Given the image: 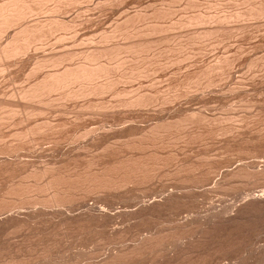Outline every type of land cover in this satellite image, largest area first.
Masks as SVG:
<instances>
[{
  "label": "rangeland",
  "instance_id": "1",
  "mask_svg": "<svg viewBox=\"0 0 264 264\" xmlns=\"http://www.w3.org/2000/svg\"><path fill=\"white\" fill-rule=\"evenodd\" d=\"M105 1V2H104ZM115 1V3H114ZM137 1V2H136ZM141 1V2H140ZM187 1V3H185ZM193 1V2H192ZM195 1V2H194ZM218 1V2H217ZM242 1V2H240ZM259 1V2H258ZM87 2V3H86ZM146 2V3H145ZM148 2V3H147ZM203 2V3H202ZM205 2V3H204ZM209 2V3H208ZM214 2V4H213ZM237 2V3H236ZM256 2V3H255ZM103 3V5H102ZM108 3V4H107ZM124 3V5L122 4ZM144 3V4H143ZM152 3V4H151ZM167 3V4H166ZM169 3V4H168ZM191 3V4H190ZM199 3V4H197ZM201 3V5H200ZM220 3V4H219ZM225 3V4H224ZM50 4V3H49ZM45 5L49 8L53 4ZM194 4V5H193ZM238 4V5H237ZM261 4V5H260ZM89 5V6H88ZM91 5V6H90ZM101 5V7H100ZM118 5V6H117ZM121 5V6H120ZM170 5V6H169ZM193 5V8H192ZM200 7H199V6ZM208 5V6H207ZM210 5V6H209ZM215 5V6H214ZM226 5V6H225ZM234 5V6H233ZM243 7H242V6ZM247 5V6H246ZM75 6V7H74ZM83 6V8H82ZM85 6V7H84ZM110 6V8H109ZM198 6V7H197ZM214 6V7H213ZM218 6V8H216ZM231 6L232 8H230ZM240 6V7H239ZM246 6V7H245ZM262 8H255V7ZM43 7V8H45ZM80 7V8H79ZM120 7V8H119ZM127 7V8H126ZM158 7V8H157ZM169 9H168V8ZM173 7V8H172ZM177 7V8H176ZM182 7V8H181ZM208 7V8H207ZM212 7V8H211ZM222 7V8H221ZM247 7L250 9H247ZM254 7V8H253ZM45 8V9H46ZM68 8V9H67ZM154 8V9H153ZM162 8V9H161ZM175 8V9H174ZM180 8V10H179ZM200 8V9H199ZM214 8V10H213ZM240 8V9H239ZM45 9L39 13L35 18H30L27 22H32L35 20H45L47 16ZM73 9V10H72ZM99 9V10H98ZM107 9V10H106ZM178 9V10H177ZM184 9V10H183ZM189 9V10H188ZM199 9V11H198ZM204 9V10H203ZM219 11H218V10ZM221 9V10H220ZM234 9V10H233ZM239 9V10H238ZM257 9V10H256ZM78 10V11H77ZM92 10V11H91ZM128 10V11H127ZM159 10V11H158ZM170 10V11H169ZM216 10V12H215ZM229 10V11H228ZM243 10V11H242ZM246 10V11H245ZM253 10V12H251ZM255 10V12H254ZM64 11V12H63ZM133 11V12H132ZM140 11V12H139ZM187 11V12H186ZM204 11V12H203ZM211 11V12H210ZM241 11V13H240ZM255 17L258 12H264V0H81L80 4L71 5V8L66 7L62 10L61 14H58V17L62 18L66 23L73 24L74 30L76 32L71 33V31H58L52 37L47 39L46 44H41L38 49H33L24 54L19 59L16 58L9 63L5 68L1 69L0 72V102H5L8 104L7 110H19L21 115L8 116L5 117L6 122L0 123V198L2 195L5 196V191L7 188L15 189L17 188L18 183H24L28 185L34 184L38 178H26L27 174L30 172H39L46 169L47 167L50 170L56 171V169H61V175L57 171L56 174L58 178L60 176L65 177L69 174L68 177L64 178L65 181H72L65 183L64 180L56 179V183L59 181H64L63 185L69 183L71 188L76 180L79 181L76 175L82 176L81 179L84 181H98L99 183L84 184L85 187H92L91 190L79 189L82 185L80 183H74V188L71 191H74L73 195L70 196L71 192H66L62 197L63 206L59 210L47 211L46 213L41 212L35 220L31 219L24 225L16 228H7L0 230V264H7L6 262H12L14 260L21 261L20 264H89L96 261H99L104 258L108 253L114 250L131 247L137 241H139L144 236L154 235L155 244L153 241L150 243L152 249L154 247L155 251L152 249L149 250L151 254H146V251L141 253L139 258H129L128 261L130 264H263L264 263V211L260 212V209H257L256 212L252 211L248 217H245L247 221L243 220L237 226H231L228 224L227 220L240 209L245 202H249L251 196L256 195L259 191L264 190V177L258 180L252 178L254 177L252 171L250 172L251 176L246 178L244 174H240L238 178H232L230 181L223 178L222 175L226 171H235L241 165L250 164L255 172H262L264 169V13L261 19L259 17L250 16V12ZM85 14H84V13ZM135 12V13H134ZM209 12V14H208ZM226 12V13H225ZM239 12V13H238ZM257 12V14H255ZM66 13V15H65ZM69 15H68V14ZM133 15H132V14ZM142 13V14H140ZM145 13V15H144ZM163 13V14H162ZM180 13V14H179ZM187 13V14H186ZM193 13V14H192ZM200 13V14H199ZM205 13V14H204ZM219 13L221 15H219ZM223 13V14H222ZM230 13V14H229ZM246 13V14H245ZM255 15H254V14ZM44 14V15H43ZM149 14V15H148ZM168 14V15H167ZM172 14V15H170ZM174 14V15H173ZM204 17H203V15ZM214 14V15H213ZM237 16H235V15ZM241 14L242 17L239 18ZM244 14V16H243ZM260 14V13H259ZM86 15V16H85ZM152 15V16H151ZM154 15V16H153ZM158 15V16H157ZM170 15V16H169ZM187 15V16H186ZM191 17H190V16ZM202 15V16H201ZM209 15V16H208ZM217 15V16H216ZM224 18H223V16ZM39 16V17H38ZM41 16V17H40ZM46 16V17H45ZM57 16V15H56ZM81 16V17H79ZM83 16V17H82ZM85 16V17H84ZM138 16V17H137ZM141 16V17H140ZM146 16V18H145ZM186 16V17H185ZM206 16V17H205ZM216 16V17H215ZM64 17V18H63ZM77 17V18H76ZM128 17V18H127ZM151 17V18H150ZM181 17V18H180ZM193 17V18H192ZM199 17L202 19H197ZM207 20V18H209ZM245 17V18H244ZM249 17V18H247ZM253 17V18H251ZM72 18V19H71ZM79 18V19H78ZM93 18V19H92ZM127 18V19H126ZM132 18V19H131ZM144 18V19H143ZM149 18V19H148ZM157 18V19H155ZM174 18V19H173ZM196 18V19H194ZM226 19L225 21L222 19ZM242 18V19H241ZM125 19V20H124ZM134 19V23H133ZM139 19V20H137ZM162 21H159V20ZM177 19V20H176ZM181 19V20H180ZM185 19V20H184ZM193 19V20H191ZM205 19V20H204ZM220 21H218V20ZM230 19V20H229ZM239 22H238V20ZM257 19V20H256ZM122 20L124 22H122ZM146 20V21H145ZM153 20V21H152ZM169 20V22H168ZM175 20V21H174ZM187 20V22H186ZM191 20V21H190ZM199 20V21H198ZM213 20V22H212ZM235 20L237 22H235ZM245 20V21H244ZM248 20V21H247ZM262 20V21H261ZM72 21V22H71ZM79 21V22H78ZM97 21V22H96ZM196 21V22H194ZM205 21V23H204ZM210 21V22H209ZM224 23H223V22ZM242 21V22H241ZM250 21V24H249ZM84 22V23H83ZM122 25H121V23ZM128 22V23H127ZM143 22V23H142ZM189 22H191L189 24ZM202 24H201V23ZM222 22V23H221ZM241 22V24H240ZM94 23V24H93ZM117 23V24H116ZM132 23V24H131ZM151 25H150V24ZM177 23V24H175ZM181 23V24H180ZM194 23V25H193ZM205 25H204V24ZM217 23V24H216ZM248 23V24H247ZM263 23V24H262ZM80 24V25H79ZM131 24V25H130ZM139 24V25H138ZM155 24V25H154ZM170 24V25H169ZM208 24V25H207ZM215 24V25H214ZM219 24V25H218ZM252 24V25H251ZM82 25V26H81ZM120 26L117 35L115 32L117 26ZM144 27H143V26ZM147 25H150L146 27ZM158 25V26H157ZM179 25V26H178ZM192 25V28L191 26ZM78 26V27H77ZM95 26V27H94ZM183 28H182V27ZM186 26V28H185ZM190 26V27H189ZM209 26V27H208ZM244 26V27H243ZM254 26V27H253ZM128 27V28H126ZM146 27V28H145ZM180 27V28H179ZM188 27V28H187ZM195 27V28H194ZM197 27V28H196ZM212 27V28H211ZM215 27V28H214ZM241 27V28H240ZM80 30H79V29ZM133 28V29H132ZM150 30H148V29ZM152 28V29H151ZM159 28V29H157ZM168 28V29H167ZM170 28V29H169ZM173 28V29H172ZM190 28V29H189ZM199 28V29H198ZM240 30H239V29ZM256 28V29H255ZM259 28V29H258ZM100 29V30H99ZM143 29V30H142ZM157 29V30H156ZM165 31H163V30ZM179 29V30H178ZM182 29V31H181ZM201 29V30H200ZM230 29V30H229ZM130 33H129V31ZM136 30V31H135ZM148 30V31H146ZM154 31V33L152 31ZM156 30V31H155ZM175 30V31H174ZM234 30V31H233ZM251 30V31H250ZM12 32V29L10 30ZM9 31V33H10ZM109 31V32H108ZM112 31V32H110ZM121 31V32H120ZM133 31V32H132ZM158 31V32H157ZM163 31V32H162ZM211 31V32H210ZM243 31V32H242ZM256 31V32H255ZM258 31V32H257ZM78 32V33H77ZM87 32V33H86ZM99 32V33H98ZM141 32V34H140ZM145 32V33H144ZM160 32V33H159ZM202 32V33H201ZM208 34H207V33ZM211 35H210V33ZM241 32V33H240ZM60 35L66 34L65 40H68L67 43L63 41H55ZM68 33V34H67ZM70 33V34H69ZM101 33V34H100ZM111 33V34H110ZM114 35H113V34ZM127 33V34H126ZM138 33V35L136 34ZM144 33V34H143ZM153 33V34H150ZM183 33V34H182ZM190 33V34H189ZM200 33V34H199ZM259 33V34H258ZM75 34V35H74ZM82 34V35H81ZM96 34V35H95ZM110 34V36L108 35ZM126 34V35H124ZM135 34V35H134ZM189 34V35H188ZM217 34V36H216ZM221 34V35H220ZM229 34V35H227ZM234 34V35H233ZM10 34L6 33L5 37L0 39L1 44L6 40L7 36ZM57 37H56V36ZM69 35V36H68ZM72 35L74 37H72ZM90 35V36H89ZM93 37H92V36ZM97 38H95V36ZM98 35V36H97ZM104 35L107 37H113L111 41L105 43ZM119 35V36H118ZM140 35V36H139ZM164 35V36H163ZM183 35V36H182ZM248 35V36H247ZM250 35V36H249ZM55 36V37H54ZM83 36V37H82ZM122 36V37H121ZM151 36V37H150ZM177 36V37H176ZM195 36V37H194ZM208 36V38H207ZM217 38H216V37ZM54 37V39H53ZM92 37V38H91ZM102 39H101V38ZM171 37V38H170ZM197 37V38H196ZM205 37V42H204ZM209 37H211L209 39ZM224 37V38H223ZM52 38V39H51ZM76 38V39H75ZM82 38H84L82 40ZM86 38V39H85ZM94 38V39H93ZM176 38V39H175ZM193 38V39H192ZM216 40L214 41L213 39ZM229 38V39H228ZM4 39V40H3ZM70 39H72L70 41ZM88 39V40H87ZM132 39V40H131ZM136 39V40H135ZM142 39V40H141ZM162 39V40H161ZM185 39V40H184ZM187 39V41H186ZM208 39V40H207ZM222 39V40H221ZM81 42H80V41ZM90 40V41H89ZM118 42H116V41ZM129 40V41H128ZM131 40V41H130ZM156 40V41H155ZM167 40V41H166ZM181 42H179V41ZM199 40V41H198ZM228 40V41H227ZM75 41V42H74ZM79 41V42H78ZM88 41V42H87ZM101 41V43H100ZM114 41V42H113ZM124 43H123V42ZM128 41V42H127ZM148 41V42H147ZM154 41V42H153ZM177 41V42H176ZM213 41V42H211ZM221 41V42H220ZM61 44H60V43ZM94 42V43H93ZM103 42V43H102ZM126 42V43H125ZM191 42V43H190ZM211 42V43H210ZM225 42V43H224ZM53 43H55L53 45ZM64 43V44H63ZM78 43V45H77ZM113 43V44H112ZM122 43V44H121ZM135 43V44H134ZM171 43V44H170ZM180 43V44H179ZM213 43V44H212ZM87 44V45H86ZM89 44V45H88ZM133 44V45H132ZM141 44H145L144 46ZM178 44V45H177ZM193 44V45H192ZM217 44V46H215ZM59 45V46H58ZM70 45V46H69ZM92 45V46H91ZM95 47H94V46ZM98 45V46H97ZM102 45V46H101ZM110 48L115 45H118L121 48V51L118 49V56L113 58V62L107 59V62L110 61V64H116L120 60L123 61V71L124 74L130 75L134 66H136L135 71H139L142 75L132 80H125L121 83L113 85L110 90L106 91L104 95L101 96H90V99L87 97H79L78 99L72 98L71 100H64L60 98L58 93L50 94L47 98H43V103L33 104H21L17 99L12 98L17 91L27 87L34 78L32 77L31 71L34 68L36 58H45L53 57L55 55L73 53L74 57H77L74 60H69L70 62H64L58 67L49 69H44L36 77H41L48 71L51 70H62L65 66L74 65L81 60L80 54L84 51H92L94 49L100 50L103 47ZM109 45V46H108ZM131 45V48H130ZM135 45V46H134ZM138 45V46H137ZM143 50L138 52L139 49ZM160 45V46H159ZM175 45V46H174ZM214 45V46H213ZM1 46V45H0ZM56 46V47H55ZM108 46V47H107ZM128 46V50H126ZM143 46V47H142ZM192 48H190V47ZM197 46V47H196ZM246 46V47H245ZM46 47V48H45ZM52 47V48H51ZM54 47V48H53ZM72 47V48H71ZM79 47V48H78ZM82 47V48H81ZM134 47H137L134 51ZM168 47V48H167ZM206 47V48H205ZM211 47V48H210ZM43 48V49H41ZM59 48V49H58ZM69 48V49H68ZM126 48V49H125ZM152 48V49H151ZM205 48V50H204ZM208 48V49H207ZM46 49V50H45ZM52 49V50H51ZM55 51H54V50ZM66 52H64V50ZM71 49V50H70ZM129 49L133 51L130 53ZM201 49V50H200ZM253 49V50H252ZM261 49V50H260ZM35 50V51H34ZM50 50V51H49ZM60 50V51H59ZM76 50V51H75ZM81 50V51H80ZM164 50V51H163ZM175 50V51H174ZM181 50V51H180ZM198 52H197V51ZM43 51V52H42ZM63 53H62V52ZM124 51V52H123ZM125 51H128L125 53ZM155 51V52H154ZM170 51V52H169ZM177 51V52H176ZM31 52V53H30ZM34 52V53H33ZM39 54H38V53ZM41 52V53H40ZM51 52V53H50ZM59 52V53H58ZM78 52V53H77ZM117 52V51H116ZM123 52V53H122ZM146 52V53H145ZM161 52V53H160ZM168 52V53H166ZM187 52V53H186ZM197 52V53H196ZM201 52V53H200ZM205 52V53H204ZM262 52V53H261ZM36 53V54H35ZM121 53V54H120ZM135 53V54H133ZM159 53V54H158ZM182 56H178V54ZM184 53V54H183ZM246 53V54H245ZM167 54V55H166ZM198 54V55H197ZM248 54V55H247ZM28 55V56H27ZM127 55V56H126ZM145 55V56H144ZM158 55V56H157ZM169 55V56H168ZM190 55L191 57H189ZM227 55V56H226ZM242 55V56H241ZM144 56V57H143ZM151 56V57H150ZM178 56V57H177ZM198 56V57H197ZM225 56V57H224ZM233 56V57H232ZM256 56V57H255ZM258 56H261L260 58ZM27 57L26 60L23 58ZM34 57V58H33ZM118 57H120L118 59ZM122 57V58H121ZM127 59H126V58ZM162 57V58H160ZM175 57V58H174ZM184 57V58H183ZM219 57V58H218ZM33 59V61L31 60ZM38 58V59H39ZM131 58V59H130ZM145 60H144V59ZM147 58V59H146ZM158 58V59H157ZM177 58V59H176ZM195 58V59H194ZM197 58V59H196ZM223 58V59H222ZM254 58V59H253ZM22 59V61H21ZM29 59V60H28ZM35 59V60H34ZM49 59V58H48ZM67 59V58H66ZM73 59V58H72ZM112 59V58H111ZM115 59V61H114ZM124 59V60H123ZM170 59V60H168ZM188 59V60H187ZM192 59V60H190ZM218 59V60H217ZM220 59V60H219ZM226 59V60H225ZM238 59V60H237ZM28 60V61H27ZM128 62H127V61ZM137 60V61H136ZM184 60V61H183ZM230 60V61H228ZM241 60V61H240ZM19 61L18 65L17 62ZM26 61V62H25ZM106 61V59H105ZM126 61V62H125ZM177 61V62H175ZM211 61V64H209ZM217 61V62H216ZM232 61V63H231ZM256 61V62H255ZM21 62V64H20ZM25 62V63H24ZM149 62V63H148ZM153 62V63H152ZM171 62V64H170ZM183 62V63H182ZM185 62V63H184ZM240 62V63H239ZM16 65H14V64ZM67 63V64H66ZM140 63V65H139ZM188 63V64H187ZM195 63V64H194ZM199 63V64H198ZM216 63V64H215ZM219 64L220 71L210 72L209 67ZM256 63V64H255ZM262 65H261V64ZM113 64L111 66H113ZM130 64V65H129ZM137 64V65H135ZM149 65V67L147 65ZM153 66H152V65ZM176 64V65H175ZM209 64V65H208ZM232 64V65H231ZM26 65V66H25ZM125 65V67H124ZM172 65V66H171ZM192 65V66H191ZM205 65V66H204ZM225 65V66H224ZM8 66V67H7ZM33 66V67H32ZM142 66V67H141ZM147 66V67H146ZM174 66V67H173ZM181 66V67H180ZM207 66V67H206ZM233 68H232V67ZM247 66V67H246ZM249 66V68H248ZM253 66V67H252ZM27 67V68H26ZM60 67V68H59ZM130 67V68H128ZM140 67V68H138ZM152 67V68H151ZM186 67V68H185ZM260 67V68H259ZM58 68V69H57ZM120 68V70L122 69ZM145 68V69H144ZM149 68V69H148ZM161 68V69H160ZM165 70H164V69ZM169 68V69H168ZM206 68V69H205ZM224 68V69H223ZM231 68V69H230ZM5 69V71H3ZM10 69V70H9ZM130 69V70H129ZM163 69V70H162ZM194 69V70H193ZM201 69V70H200ZM228 69V70H226ZM24 70V71H23ZM111 71L110 77L115 78L122 74V70ZM162 70V71H161ZM169 70V71H168ZM174 70V71H173ZM182 72H181V71ZM208 70V73H205ZM223 70V71H222ZM27 71V72H26ZM44 71V72H43ZM133 71V72H135ZM138 71L136 73H138ZM153 71V72H152ZM157 71V72H156ZM184 71V73H183ZM201 71V72H200ZM24 72V73H23ZM120 72V73H119ZM144 72V73H143ZM198 72L201 74L198 75ZM9 75H8V74ZM16 73V74H15ZM21 73V74H20ZM27 73V74H26ZM42 73V74H41ZM113 73V74H112ZM148 73V74H147ZM152 73V74H150ZM157 73V75H156ZM195 73V74H194ZM213 73V74H212ZM215 73V74H214ZM226 73V74H224ZM7 74V75H6ZM41 74V75H40ZM118 74V75H117ZM145 74V75H144ZM182 74V75H180ZM197 74V75H196ZM209 76H207V75ZM211 74V75H210ZM220 74V75H219ZM5 75V76H3ZM16 75V76H15ZM123 75V74H122ZM173 77H172V76ZM187 75V76H185ZM196 75V76H195ZM24 76V77H22ZM29 76V77H28ZM200 77L202 80H199ZM220 78H219V77ZM147 77V78H146ZM153 77V78H152ZM175 77V78H174ZM181 77V78H180ZM183 77V78H182ZM196 77V78H195ZM203 77V78H202ZM211 77V78H210ZM216 77V78H215ZM218 77V78H217ZM5 78V79H4ZM10 78V79H9ZM151 78V79H150ZM209 78V79H208ZM229 78V79H228ZM234 78V80H233ZM23 79V80H22ZM32 79V80H31ZM138 79V80H137ZM147 79V80H146ZM192 79V81H191ZM4 80V81H3ZM158 80V81H157ZM175 80V81H174ZM177 80V81H176ZM180 80V81H179ZM182 80V81H181ZM189 80V81H188ZM204 80V81H203ZM23 81V82H22ZM131 81V82H128ZM135 81V82H134ZM179 81V82H178ZM212 81V82H211ZM11 82V83H10ZM125 82V83H124ZM137 82V83H136ZM154 82V84H153ZM176 82V83H175ZM196 82V83H195ZM233 82V83H232ZM10 83V84H9ZM136 83V84H135ZM141 83V84H140ZM215 85H214V84ZM240 83V84H239ZM23 84V85H22ZM27 84V85H24ZM146 84V85H145ZM159 84V85H158ZM191 84V85H190ZM200 86H199V85ZM205 84V85H204ZM212 84V86H211ZM235 84V85H234ZM7 85V86H6ZM121 85V86H120ZM123 85V86H122ZM133 85V86H132ZM148 85V86H147ZM156 85V86H155ZM173 85V86H172ZM177 87H176V86ZM186 85V86H185ZM197 85V86H195ZM238 85V86H237ZM10 86V87H9ZM117 86H119L117 88ZM142 86V87H141ZM152 86V87H151ZM170 86V87H169ZM211 86V87H209ZM235 86V87H234ZM145 87V88H144ZM160 87V88H159ZM184 87V89H183ZM195 87V88H194ZM205 87V89H204ZM209 87V89L207 88ZM229 87V88H228ZM232 87V88H231ZM241 89H239V88ZM13 88V89H11ZM128 88V89H127ZM156 90H155V89ZM167 88V89H166ZM182 88V90L180 89ZM231 88V89H230ZM4 89V90H3ZM15 89V90H14ZM133 89V90H132ZM140 89V91H139ZM142 89V90H141ZM150 91H149V90ZM154 89V91H153ZM159 89V90H158ZM165 89V90H163ZM238 89V90H237ZM10 90V91H9ZM116 90V91H115ZM119 90V91H118ZM126 90V92H125ZM176 90V91H175ZM180 90V91H179ZM199 90V91H197ZM208 90V91H207ZM219 90V91H218ZM234 90V91H233ZM7 91V92H6ZM118 91V93H116ZM124 91V92H123ZM131 91V92H129ZM143 91V92H141ZM165 93H164V92ZM169 91V92H168ZM186 91V92H185ZM233 91V92H232ZM13 96H12V94ZM160 92V93H159ZM162 92V93H161ZM174 92V93H173ZM204 92V93H202ZM2 93V94H1ZM109 93V94H108ZM122 93V94H121ZM124 93V94H123ZM140 93V94H139ZM145 93V94H143ZM158 93V94H157ZM180 93V94H179ZM195 93V94H194ZM244 93V94H243ZM4 94V95H3ZM55 94V95H54ZM107 94V95H106ZM115 94V95H114ZM147 94V95H146ZM166 94V95H165ZM182 94V95H181ZM2 95V96H1ZM106 95V96H105ZM117 95H120L119 97ZM126 95V96H125ZM129 95V96H128ZM131 95V97H130ZM137 95H146V105L140 106H126L125 103L128 100H132ZM178 95V96H177ZM195 95V96H194ZM12 96V97H11ZM111 96V98H109ZM115 96V97H113ZM163 96V97H162ZM165 96V97H164ZM168 96V97H167ZM191 96V97H190ZM238 96V97H237ZM252 96V97H251ZM10 97V98H9ZM117 97V98H116ZM148 97V98H147ZM152 97V98H151ZM156 97V98H155ZM159 97V98H158ZM167 97V98H166ZM186 97V98H185ZM240 97V98H239ZM7 98V99H6ZM82 98V99H81ZM94 98V99H93ZM97 98V99H95ZM113 98V99H112ZM119 98V99H118ZM132 98V99H131ZM158 98V99H157ZM163 98V99H162ZM179 98V99H178ZM182 98V99H181ZM208 98V99H207ZM247 98V99H246ZM45 99V100H44ZM49 99V100H48ZM56 99V100H55ZM86 99V100H85ZM89 99V100H88ZM109 99V100H108ZM128 99V100H127ZM157 99V100H156ZM174 99V100H173ZM195 99V100H194ZM212 99V100H211ZM17 100L18 102L14 101ZM48 100V102H47ZM118 100V101H117ZM127 100V101H126ZM129 100V101H130ZM159 100V101H158ZM176 100V101H175ZM241 100V101H240ZM248 100V101H247ZM65 101V102H64ZM71 101V102H70ZM99 101V102H98ZM111 101V102H110ZM116 101V102H115ZM123 101V102H122ZM125 101V102H124ZM151 101V102H150ZM156 101V102H155ZM175 101V102H174ZM210 101V102H209ZM221 101V102H220ZM233 101V102H232ZM236 101V102H235ZM244 101V103H243ZM76 102V103H74ZM81 102V103H80ZM104 104H103V103ZM161 102V103H160ZM168 102V103H167ZM174 102V103H173ZM196 102V104H195ZM13 103V104H11ZM17 103V104H15ZM47 103V104H46ZM64 103V104H63ZM109 103V104H108ZM122 103L124 105H122ZM153 103V104H152ZM243 103V104H241ZM262 103V104H261ZM10 104V105H9ZM19 105L16 107V105ZM41 104V105H40ZM50 104V105H49ZM93 104V105H92ZM100 104V105H99ZM115 104V105H113ZM118 104V105H117ZM121 104V105H120ZM161 104V105H160ZM15 105V106H14ZM23 105V106H22ZM38 105V106H37ZM40 105V106H39ZM45 105V106H44ZM59 105V106H58ZM65 105V106H64ZM72 105V106H71ZM155 105V106H154ZM172 105V106H171ZM210 105V106H209ZM217 105V106H216ZM238 105V106H237ZM240 105V106H239ZM251 105V106H250ZM13 106V107H11ZM28 107L35 110L32 112L31 109L28 112L29 115L34 113L32 116H28L26 111H22V107ZM93 106V107H92ZM102 106V107H101ZM105 106V107H104ZM148 106V107H147ZM159 106V107H158ZM167 106V107H166ZM219 106V107H218ZM245 106V107H244ZM21 107V108H20ZM40 107V108H38ZM62 107V108H60ZM72 107V108H70ZM123 107V108H122ZM165 107V108H162ZM177 107V108H176ZM194 107V108H193ZM239 107V108H238ZM10 108V109H9ZM17 108V109H16ZM19 108V109H18ZM38 108V109H37ZM60 108V109H59ZM64 108V109H63ZM77 108V109H76ZM84 108V109H83ZM100 108V109H99ZM110 108V109H109ZM190 108V109H189ZM202 108V109H200ZM238 108V109H237ZM242 108V109H241ZM24 109V108H23ZM53 109V110H52ZM154 109V110H152ZM158 109V110H157ZM164 109V110H163ZM175 109V110H174ZM181 109V110H180ZM183 109V110H182ZM189 109V110H188ZM248 109V110H247ZM252 109V110H251ZM60 110V111H59ZM72 110V111H71ZM81 110V111H80ZM93 110V111H92ZM116 110V112H115ZM125 110V111H124ZM203 110V111H202ZM235 110V111H234ZM261 110V111H260ZM40 111V112H39ZM57 113H56V112ZM62 111V112H61ZM66 111V112H65ZM95 111V112H94ZM139 111V112H138ZM148 111V112H147ZM162 111V112H161ZM196 111V112H195ZM222 111V112H220ZM240 111V112H239ZM242 111V112H241ZM251 111V112H250ZM25 115H23L24 113ZM81 112V113H80ZM90 112V113H89ZM134 112V114H133ZM239 114H238V113ZM38 113V114H36ZM43 113V114H42ZM53 113V114H52ZM77 113V114H76ZM156 115H155V114ZM171 113V114H170ZM177 113V114H176ZM180 113V114H179ZM241 113V114H240ZM255 113V114H253ZM257 113V114H256ZM56 114V115H55ZM83 114V115H82ZM101 114V115H100ZM131 114V115H130ZM163 114V115H162ZM176 114V115H175ZM201 114V115H200ZM210 114V116H209ZM233 114V115H232ZM263 114V115H262ZM43 115V116H42ZM81 115V116H80ZM97 115V116H96ZM148 115V116H147ZM165 115V116H164ZM205 115V116H203ZM26 116V117H25ZM28 116V117H27ZM133 116V117H132ZM180 116V117H179ZM182 116V117H181ZM187 116V117H186ZM209 116V117H208ZM237 116V117H236ZM260 116V117H259ZM263 116V117H262ZM8 117V119H6ZM36 117V118H35ZM39 117V118H38ZM49 117V118H48ZM53 117V118H52ZM111 117V118H110ZM166 117V118H165ZM184 117V118H183ZM197 119H196V118ZM213 117V118H212ZM250 117V118H249ZM259 117V118H258ZM17 118V119H16ZM25 118V119H24ZM57 118V119H56ZM76 120H75V119ZM85 118V119H84ZM222 118V119H221ZM232 118V119H231ZM236 120H233L235 119ZM262 120H261V119ZM79 119V120H78ZM118 119V120H117ZM158 119V121H157ZM174 119V120H173ZM188 119V120H187ZM211 119V120H210ZM252 119V120H251ZM9 122H8V121ZM25 120V121H24ZM45 120V121H44ZM56 120V121H55ZM73 120V121H72ZM85 120V121H84ZM88 120V121H87ZM154 122H153V121ZM166 120L169 122H166ZM207 120V121H206ZM211 122H210V121ZM221 120V121H220ZM239 120V121H238ZM27 121V123H26ZM54 121V122H53ZM79 123H77V122ZM164 121V122H162ZM179 121V122H178ZM188 121V122H187ZM226 121V122H225ZM232 121V122H231ZM234 121V122H233ZM248 121V122H247ZM20 122V123H19ZM22 122V123H21ZM43 122V123H42ZM51 122V123H50ZM53 122V123H52ZM64 122V123H63ZM68 122V123H67ZM95 122V123H94ZM157 122V123H156ZM166 122V123H165ZM201 122V123H198ZM238 122V123H237ZM242 122V123H241ZM245 122V123H244ZM5 123V124H4ZM17 123V124H16ZM25 123V124H24ZM43 125H42V124ZM46 123V124H45ZM58 123V124H57ZM62 123V124H61ZM75 123V125H74ZM102 123V124H101ZM117 123V125H116ZM142 123V124H141ZM153 123V124H151ZM173 123V124H172ZM177 123V125H176ZM180 123V124H179ZM183 123V124H182ZM193 123V124H191ZM213 123V124H212ZM216 123V124H215ZM229 123V124H228ZM252 125H250V124ZM259 123V125H258ZM32 124V125H31ZM105 124V125H104ZM138 124V125H136ZM163 124V125H162ZM168 124V125H167ZM170 124V125H169ZM175 124V125H174ZM202 124V125H201ZM208 124V125H207ZM224 124V125H223ZM243 124V125H242ZM248 124V125H247ZM9 125V126H8ZM42 125V126H39ZM54 125V127H53ZM104 125V126H102ZM121 127H120V126ZM127 125V126H126ZM160 125V126H159ZM166 126V132L161 126ZM181 125V127L179 126ZM188 125V126H187ZM223 125V126H222ZM226 125V126H225ZM15 126V127H14ZM19 126V127H18ZM23 126V127H22ZM33 126V127H32ZM59 126V127H58ZM61 126V127H60ZM84 126V127H83ZM118 126V127H117ZM133 126V127H132ZM142 126V127H141ZM146 126V127H145ZM153 126V127H152ZM173 128H172V127ZM179 126V127H178ZM204 126V127H203ZM250 126V127H248ZM258 126V127H257ZM3 127V128H2ZM11 127V128H10ZM17 127V128H16ZM32 127V128H31ZM45 129H42V128ZM49 129H48V128ZM53 127V128H52ZM58 127V128H57ZM81 127V128H80ZM115 127V128H114ZM149 129H148V128ZM162 129H161V128ZM221 127V128H220ZM227 127V128H226ZM247 127V128H246ZM253 127V128H252ZM16 128V129H15ZM38 128V130H37ZM40 128V129H39ZM79 128V129H78ZM103 128V129H102ZM123 130H122V129ZM129 128V129H127ZM135 130H133V129ZM139 128V130H138ZM157 128V129H156ZM160 128V129H158ZM181 128V129H180ZM210 128V129H209ZM241 128V129H240ZM246 128V129H245ZM256 128V129H255ZM5 129V130H4ZM22 129V130H21ZM27 131H26V130ZM53 129V130H52ZM56 131H55V130ZM59 131H58V130ZM108 129V130H107ZM143 129V130H142ZM159 132H157L156 130ZM185 129V130H184ZM205 129V130H204ZM223 129V130H222ZM233 129V130H232ZM237 129V130H236ZM253 129V130H252ZM263 131H261V130ZM25 130V131H24ZM30 130V133L28 131ZM35 130L37 131L35 133ZM40 130V131H39ZM45 130V131H44ZM48 130H50L48 132ZM62 132H61V131ZM64 130V131H63ZM76 130V131H75ZM79 130V131H78ZM88 130V131H87ZM125 131L126 136L122 138L115 134L116 131ZM128 130V131H127ZM174 130V131H173ZM194 130V131H193ZM222 130V131H221ZM242 130V131H241ZM33 131V132H32ZM55 131V133H54ZM82 131V132H81ZM86 131V134H84ZM95 131V132H94ZM115 131V133H114ZM144 132L142 134V132ZM156 133H154V132ZM176 131V132H175ZM210 131V132H209ZM227 131V132H226ZM244 131V132H243ZM246 131V132H245ZM16 132V133H15ZM24 132L28 134H24ZM40 134H39V133ZM42 132V134H41ZM44 132V133H43ZM58 132V133H57ZM104 132V134L102 133ZM113 132L114 135L111 133ZM129 134H128V133ZM133 132L134 135L131 133ZM136 132V133H135ZM182 132V133H181ZM185 132V133H183ZM188 132V133H187ZM190 132V133H189ZM225 132V133H224ZM231 132V133H230ZM243 132V133H242ZM52 133V135L50 134ZM54 133V134H53ZM79 133V134H78ZM97 139H94L92 135ZM108 133L110 134L108 136ZM153 133V134H152ZM162 133V134H161ZM174 133V134H173ZM176 133V134H175ZM199 133V134H198ZM208 133V134H206ZM258 135H256V134ZM8 134V135H7ZM23 134V135H22ZM35 134V135H34ZM44 134V135H43ZM46 134V135H45ZM48 134V135H47ZM50 134V135H49ZM67 134V135H66ZM103 134L100 138V135ZM107 134V135H106ZM139 134H142L139 136ZM147 136H144V135ZM158 136H157V135ZM171 134V135H170ZM180 134V135H179ZM215 134V135H214ZM221 134V135H220ZM224 134V135H223ZM236 134V135H235ZM241 134V135H240ZM17 135V136H15ZM30 135V136H29ZM63 135V136H62ZM73 135V136H72ZM79 135V136H78ZM86 135V136H85ZM105 135V136H104ZM138 137H136V136ZM154 135V136H153ZM207 135V136H206ZM229 135V137H228ZM232 135V136H231ZM247 135V136H246ZM255 135V136H254ZM262 135V136H261ZM20 138H19V137ZM25 136V137H24ZM34 136V138H33ZM41 136V138H40ZM88 136V137H87ZM112 139L108 142L106 138ZM112 136V137H111ZM157 136V137H156ZM192 136V137H191ZM8 137V138H6ZM32 137V138H31ZM85 137V138H84ZM111 137V138H110ZM114 137V138H113ZM121 137V139H120ZM133 137V138H132ZM162 137V138H161ZM166 137V139H165ZM185 137V138H183ZM218 137V138H217ZM227 137V138H226ZM246 137V138H245ZM18 138V139H17ZM23 140H22V139ZM27 138V139H26ZM49 138V139H48ZM70 138V139H69ZM78 140H77V139ZM92 138V139H91ZM103 138V139H102ZM130 138V139H129ZM135 138V139H134ZM161 138V139H160ZM164 138V139H163ZM168 138V140H167ZM172 138V140H171ZM177 138V139H176ZM182 138V139H181ZM199 138V139H198ZM217 138V139H215ZM243 138V139H242ZM10 139V140H9ZM21 139V141H20ZM36 139V140H35ZM41 139V140H40ZM90 139V141L88 140ZM94 139V140H93ZM100 139L102 144L98 143L97 140ZM117 139V140H116ZM123 139V140H122ZM126 139V140H125ZM143 139V140H142ZM148 139V141H147ZM175 139V140H174ZM195 139V140H194ZM229 139V140H228ZM8 140V141H7ZM16 140V141H15ZM27 140V141H26ZM28 140H30L28 142ZM40 140V141H38ZM52 140V142H51ZM68 140V142H67ZM70 140V141H69ZM93 140V141H91ZM122 140V141H121ZM135 140V141H134ZM181 140V141H180ZM184 140V141H183ZM189 140V141H188ZM208 142H207V141ZM225 140V141H223ZM233 140V141H232ZM244 140V141H243ZM26 141V142H25ZM33 141H36L33 142ZM47 141V142H46ZM59 141V142H58ZM80 141V142H79ZM96 141V142H95ZM107 141V142H106ZM120 141V142H119ZM153 141V142H152ZM161 141V142H160ZM200 141V143H199ZM219 141V143H218ZM250 141V142H249ZM5 142V143H4ZM16 146L20 150L17 152H12L10 148ZM23 142V143H22ZM31 142V143H30ZM54 142V143H53ZM72 142V143H71ZM94 142V143H92ZM111 142V143H110ZM116 142V143H115ZM125 142V143H124ZM127 142V143H126ZM131 142V143H130ZM157 142V143H155ZM198 142V143H197ZM241 142V143H240ZM253 142V143H252ZM257 142V143H256ZM11 143V145H10ZM13 143V144H12ZM19 143V144H18ZM27 145H25V144ZM43 143V144H42ZM50 143V144H49ZM71 143V144H70ZM75 143V144H74ZM89 143V144H88ZM120 143V144H119ZM161 143V144H160ZM171 143V144H170ZM174 143V144H173ZM196 143V144H195ZM232 143V144H231ZM257 145H256V144ZM260 143V144H259ZM6 144V145H5ZM22 144V145H21ZM32 144V146H31ZM35 144V145H34ZM56 144V145H55ZM108 144V145H107ZM112 144V145H111ZM138 146H137V145ZM152 144V145H151ZM156 144V145H155ZM173 144V145H172ZM185 144V145H184ZM187 144V145H186ZM219 147H218V145ZM5 145V146H4ZM9 145V146H8ZM30 145V146H29ZM47 145V146H46ZM64 145V147H63ZM89 145V146H88ZM96 145V146H95ZM99 145V146H98ZM117 145V146H116ZM131 145V146H130ZM145 145V146H144ZM160 145V146H159ZM165 145V146H164ZM171 145V146H170ZM202 145V146H201ZM215 145V146H214ZM229 147H228V146ZM250 145V146H249ZM8 146V147H7ZM37 146V147H36ZM40 146L43 148H40ZM55 146V147H54ZM67 146V147H66ZM73 146V147H72ZM80 146V147H79ZM83 146V147H82ZM110 146V147H109ZM135 146V147H134ZM140 146H143L141 149ZM149 146V149L147 147ZM169 146V148L167 147ZM221 146V147H220ZM259 146V147H258ZM4 147V148H3ZM57 147V148H56ZM62 147V148H61ZM76 147V149H75ZM94 147V148H93ZM102 147V148H101ZM140 147V148H139ZM151 147V148H150ZM158 147V148H157ZM165 147V148H164ZM174 147V148H173ZM186 147V148H185ZM205 147V148H204ZM213 147V148H212ZM218 147V148H217ZM240 147V148H238ZM27 148V149H26ZM33 148V149H32ZM50 148V149H49ZM55 148V149H54ZM59 148V149H58ZM61 148V150H60ZM69 148V149H68ZM118 148V149H117ZM164 148V149H163ZM234 148V149H233ZM237 148V149H236ZM9 149V153H8ZM24 149V150H23ZM41 149V150H40ZM63 149V150H62ZM72 149V150H71ZM86 149V150H84ZM94 149V150H93ZM115 151H114V150ZM180 149V150H179ZM187 149V150H186ZM200 149V150H199ZM241 149V150H240ZM249 149V150H248ZM3 150V151H2ZM35 150V151H33ZM80 150V151H78ZM93 150V151H92ZM96 150V151H95ZM111 150V152H110ZM142 150V151H141ZM158 150V151H157ZM186 150V151H184ZM49 151H51L49 153ZM62 151V152H61ZM66 151V152H65ZM78 151V152H77ZM85 151V153H84ZM103 151V152H102ZM122 151V152H121ZM125 151V152H124ZM132 151V152H131ZM144 151V152H143ZM165 151V152H164ZM173 151V152H172ZM177 151V152H176ZM219 151V152H218ZM258 151V152H257ZM12 152V153H11ZM30 152V153H29ZM38 152V153H37ZM41 152V153H40ZM48 152V153H45ZM55 152V153H53ZM95 152V153H94ZM98 152V153H97ZM119 152V153H118ZM129 152V153H128ZM134 152V153H133ZM149 152V153H148ZM208 152V153H207ZM216 152V153H215ZM231 152V153H230ZM29 153V154H28ZM65 153V154H64ZM67 153V154H66ZM78 155H77V154ZM93 153V154H91ZM97 153V154H96ZM109 153V157H108ZM112 153V154H111ZM139 153V154H138ZM181 153V154H180ZM205 155H204V154ZM245 153V154H244ZM43 154V155H42ZM63 154V155H62ZM75 154V157H74ZM82 154V155H80ZM84 154V155H83ZM90 154V156H89ZM126 154V155H124ZM143 154V155H142ZM180 154V155H179ZM201 154V155H200ZM212 154V156H211ZM11 155V156H10ZM16 155V156H15ZM24 155V156H23ZM34 155V156H33ZM70 155V156H69ZM92 155V156H91ZM112 155V156H111ZM139 155V156H138ZM158 155V156H157ZM187 155V156H186ZM216 155V156H215ZM233 155V156H232ZM246 155V157H245ZM12 161L10 167L8 164H3L2 162L6 160ZM22 156V157H20ZM44 156V157H43ZM46 156V157H45ZM61 156V157H60ZM66 156V157H65ZM124 156V157H122ZM196 156V157H195ZM199 156V157H198ZM254 156V157H253ZM13 157V158H12ZM29 159H28V158ZM35 157V158H34ZM38 157V158H37ZM51 157V158H50ZM53 157V158H52ZM57 157V158H56ZM65 157V158H64ZM68 157V158H67ZM80 157V158H79ZM98 157V158H97ZM107 157V158H106ZM118 157V158H117ZM129 157V158H128ZM146 157V158H145ZM169 157V158H168ZM207 159H206V158ZM216 157V158H215ZM236 157V158H235ZM241 157V158H240ZM85 158V159H84ZM127 159V163L124 161ZM133 158V159H132ZM137 158V159H136ZM182 158V159H181ZM233 158V160H231ZM245 160H244V159ZM250 158V159H249ZM252 158V159H251ZM4 159V160H3ZM14 159V160H13ZM46 159V160H45ZM111 159V160H110ZM119 159H123V165ZM132 159V160H131ZM204 159V160H203ZM211 159V160H210ZM228 159V160H227ZM19 160V162H18ZM27 160V161H26ZM32 160V162H31ZM53 160V161H52ZM78 160V161H77ZM84 160V161H83ZM108 162H107V161ZM155 160V161H154ZM161 160V161H160ZM217 160V161H216ZM243 160V161H242ZM17 161V162H16ZM58 161V162H57ZM100 161V162H99ZM117 161V162H116ZM158 161V162H157ZM165 161V162H164ZM198 161V163H197ZM204 161V162H203ZM220 161V162H219ZM225 161V162H224ZM251 161V162H249ZM16 162V163H14ZM21 162V164H20ZM25 162V163H23ZM28 162V163H27ZM45 162V163H44ZM50 162V163H49ZM81 162V163H80ZM103 162V163H101ZM121 163L116 171V167ZM128 162L130 165H128ZM157 162V163H156ZM175 162V163H174ZM179 162V163H178ZM190 162V163H189ZM202 162V163H201ZM219 162V163H218ZM235 162V163H234ZM240 162V163H239ZM257 162V163H256ZM14 163V165H12ZM18 163V164H17ZM32 163V164H31ZM67 163V164H66ZM90 163V164H89ZM92 163V164H91ZM127 165H125V164ZM132 163V164H131ZM139 165H138V164ZM163 165H162V164ZM177 163V164H176ZM187 163V164H186ZM189 163V164H188ZM212 163V164H211ZM28 164V165H27ZM31 164V165H30ZM42 164H45L42 165ZM48 166H47V165ZM53 164V165H52ZM55 164V165H54ZM66 164V165H65ZM78 164V165H77ZM85 164V165H84ZM102 164V165H101ZM138 165V167H134ZM146 166L144 169L140 165ZM166 164V165H165ZM172 164V165H171ZM181 164V165H180ZM184 164V166H182ZM230 166H229V165ZM233 164V165H232ZM252 164V165H251ZM260 164V165H259ZM27 165V167H26ZM37 165V166H35ZM42 165V166H41ZM93 165V166H92ZM106 165V166H104ZM134 165L130 171L129 167ZM151 165V166H150ZM159 165V166H158ZM227 165V166H226ZM256 165V166H253ZM258 165V166H257ZM13 170H9L12 169ZM54 166V167H53ZM57 166V168H56ZM65 166H67L65 168ZM70 166V167H69ZM72 166V167H71ZM77 166V167H76ZM82 166V168H81ZM85 166V167H84ZM116 166V167H115ZM155 166V167H154ZM158 166V167H157ZM196 166V167H195ZM218 166V168H217ZM232 166V167H231ZM5 167V168H4ZM7 167V168H6ZM23 167V168H22ZM63 167V168H61ZM97 167V168H96ZM112 167L115 168V172L112 170ZM144 171L143 177L137 178L141 175L140 169ZM183 167V168H182ZM186 167V168H185ZM201 167V168H200ZM237 167V168H236ZM262 167V168H261ZM16 168V169H15ZM35 168V169H34ZM53 168V169H52ZM73 168V169H72ZM78 168V169H77ZM104 170L107 168V171L112 170V173L116 176L120 174L124 179L128 175V179L124 180L129 182L127 185L115 187L109 182V180L103 179V183L112 185L111 187H101L98 186L102 179L92 180V175L94 172L101 169ZM108 168H111L109 170ZM125 168V169H124ZM136 168V169H135ZM146 168V170H145ZM167 168V169H166ZM171 168V169H169ZM230 168V169H229ZM249 169V170H252ZM260 168V169H259ZM8 169V170H7ZM21 169V170H20ZM26 169V170H25ZM27 169H29L27 171ZM34 169V170H32ZM37 169V170H36ZM125 171L120 173L122 170ZM215 171H214V170ZM255 169H258L257 171ZM5 170V171H4ZM20 170V171H17ZM74 170V171H73ZM82 172H81V171ZM135 170L139 174L135 176ZM165 170V171H164ZM168 170V171H167ZM175 170V171H174ZM223 170V171H222ZM225 170V171H224ZM246 170V168L244 169ZM243 170V171H244ZM247 170V172L249 171ZM260 170V171H259ZM15 171V172H14ZM70 171V172H69ZM106 173L109 175L110 172ZM159 171V172H158ZM180 171V172H179ZM192 171V172H191ZM242 171V172H243ZM12 172V173H11ZM14 172V173H13ZM27 172V173H26ZM76 172V173H75ZM103 172V171H102ZM119 172V173H118ZM128 172V174H127ZM172 172V173H171ZM187 172V173H186ZM203 172V173H202ZM209 172V173H208ZM214 172V173H213ZM215 172L217 174H215ZM264 172V171H263ZM15 173H19L18 175ZM25 173V175H24ZM55 173V172H54ZM73 173V174H71ZM79 173V174H78ZM85 173V174H84ZM156 173V174H155ZM200 173V175H199ZM211 173V174H210ZM3 174V175H2ZM21 174V175H20ZM60 174V175H59ZM82 174V175H81ZM106 174V175H107ZM148 174V175H147ZM151 174V175H150ZM167 174V175H166ZM189 174V175H188ZM209 178L204 180L200 176ZM207 174V175H206ZM249 176V172L246 173ZM260 174V173H259ZM258 176H261L260 175ZM264 174V173H263ZM262 174V175H263ZM17 175V176H16ZM20 175V177H19ZM88 175L90 179L88 178ZM135 177H134V176ZM166 175V176H164ZM169 175V176H168ZM184 175V176H183ZM197 175V176H196ZM217 175V176H216ZM243 175V176H241ZM6 176V177H5ZM22 176V177H21ZM25 176V177H24ZM73 176V177H72ZM85 176V177H84ZM109 176V177H110ZM131 176V178L129 177ZM158 176V177H157ZM176 176V177H175ZM79 177V176H78ZM93 177H95L93 175ZM134 177V179H132ZM147 177V178H146ZM183 177V178H182ZM191 177V178H190ZM216 177V178H215ZM222 177V178H221ZM44 177L39 178L36 183L37 185H44ZM61 178V177H60ZM59 178V179H60ZM61 178V179H63ZM168 178V179H167ZM180 178V180H179ZM200 178V179H198ZM214 178V179H213ZM220 178V179H219ZM89 179V180H88ZM123 179V178H122ZM136 179V180H135ZM190 179V181H189ZM198 179V180H197ZM218 179V180H217ZM225 181L222 183V181ZM235 179V180H234ZM252 179V180H251ZM26 180V181H25ZM28 180V181H27ZM58 180V181H57ZM75 180V181H74ZM162 180V181H161ZM175 180V181H174ZM203 180V181H201ZM208 180V181H207ZM239 180V181H238ZM17 181V182H16ZM106 181V182H105ZM134 181V182H133ZM152 181V182H151ZM178 181V182H177ZM198 181V182H197ZM218 181V182H217ZM232 181V182H231ZM256 181V182H255ZM26 182V183H25ZM40 182V183H39ZM133 182V183H132ZM137 182V183H136ZM184 182V183H183ZM221 182L220 186L218 183ZM231 182V183H230ZM10 183V184H8ZM17 186L13 188L14 186ZM58 183V184H59ZM82 183V182H81ZM116 183V182H115ZM215 183V184H213ZM24 184H18L24 187ZM76 184V186H75ZM79 186H78V185ZM83 184V183H82ZM97 184V189L96 188ZM119 184V183H117ZM123 184V183H121ZM165 184V185H164ZM179 184V185H178ZM185 184V185H184ZM236 184V185H235ZM250 184V185H249ZM10 185V186H9ZM39 185V186H40ZM71 185V186H70ZM107 185V186H108ZM130 185V186H129ZM145 185V186H144ZM164 185V186H163ZM176 187H174V186ZM182 185V186H181ZM256 185V186H255ZM9 186V187H8ZM41 186V187H42ZM81 186V187H80ZM159 186V187H158ZM170 186V187H169ZM178 186V187H177ZM184 186V187H183ZM220 186V188H219ZM248 186V187H247ZM138 187V188H137ZM156 187V188H155ZM240 187V188H239ZM3 188V189H2ZM6 188V189H5ZM94 188H96L94 190ZM122 188V189H121ZM173 188V189H172ZM181 188V189H180ZM185 188V189H184ZM188 188V189H187ZM190 188V189H189ZM201 188V189H200ZM257 188V189H256ZM90 189V188H89ZM112 189V190H111ZM118 189V190H117ZM132 189V190H131ZM167 189V190H166ZM199 189V190H198ZM213 189V190H212ZM231 189V190H230ZM25 190V189H24ZM94 190V191H92ZM107 190V191H106ZM122 190V191H121ZM131 192H130V191ZM134 190V191H133ZM136 190V191H135ZM138 190V191H137ZM140 190V192H139ZM148 190V191H147ZM194 190V191H193ZM202 190V191H201ZM209 190V191H208ZM211 190V191H210ZM240 190V191H239ZM246 190V191H245ZM253 190V191H252ZM37 191V190H36ZM34 190V192H36ZM40 191V190H39ZM42 191V190H41ZM40 191V192H41ZM99 191V192H98ZM111 191V192H110ZM121 193H120V192ZM126 191V192H125ZM156 191V192H155ZM162 191V193L160 192ZM169 191V192H168ZM171 191L177 194L189 195L191 198L190 201L186 203L187 206H181L182 208L176 211V214L170 210L161 212L158 217L154 216L148 219L143 220L140 223V220L132 219L129 217L126 220L116 219L114 225L117 232H122L120 235L115 233V229L112 226L107 229H103L101 225H94V223L89 222H79L74 224L71 220L75 216H80L83 214V211H87V207L90 204L91 211L98 212L100 209L106 210L107 212L113 211H122V210H133L136 209L139 204L141 205L143 200L147 201L151 198L153 199L156 196H163L166 193H171ZM188 191V192H187ZM216 191V192H215ZM222 191V192H221ZM25 192V191H24ZM23 192V193H24ZM31 193V191H29ZM33 192V191H32ZM32 193L26 195L23 198L31 200L38 198H45L48 194L44 192ZM117 192V193H116ZM128 192V193H127ZM133 192V193H132ZM139 192V193H137ZM165 192V193H164ZM228 192V193H227ZM233 194H232V193ZM245 192V193H244ZM28 193V192H27ZM69 193V194H68ZM71 193V194H72ZM80 193V195H78ZM98 193V194H97ZM113 193V194H112ZM119 193V194H118ZM127 193V194H126ZM131 193V194H130ZM137 200H132L129 197L134 196ZM154 193V194H153ZM157 193V194H156ZM192 193V194H191ZM224 193V194H222ZM230 193V194H229ZM239 193V194H237ZM251 193V194H250ZM37 194V195H36ZM76 194L78 196H76ZM85 194V196H84ZM117 194V195H116ZM129 194V195H128ZM159 194V195H158ZM184 194V195H185ZM208 196H207V195ZM228 194V195H227ZM236 194V195H235ZM253 194V195H252ZM25 195V194H24ZM34 197H33V196ZM41 195V196H40ZM105 195V197H104ZM110 195V196H109ZM126 195V196H123ZM155 195V196H154ZM245 195V196H244ZM73 196V197H72ZM93 196V198H92ZM98 196V197H97ZM128 196V199H127ZM140 196V197H139ZM145 196V197H144ZM37 197V198H36ZM86 197V198H85ZM100 197V199H99ZM121 199H120V198ZM123 197V198H122ZM193 197V198H192ZM195 197V198H194ZM204 197V198H203ZM207 197V198H206ZM240 197V198H239ZM249 197V201H246ZM41 198V199H42ZM74 198V199H73ZM80 198V199H78ZM82 198V199H81ZM89 198V200H88ZM103 198V199H102ZM116 198V199H115ZM125 198V199H124ZM142 198V199H141ZM6 199V198H5ZM39 199V200H41ZM85 199V200H83ZM91 199V200H90ZM106 199V200H104ZM118 199V200H117ZM200 199V200H199ZM240 199V200H239ZM246 199V200H245ZM68 200V201H67ZM75 200V201H74ZM113 200V201H112ZM130 200V201H129ZM139 200V201H138ZM30 201V200H29ZM19 203L18 205L24 204L21 209L22 211H30L33 205L29 204L30 202ZM67 203H66V202ZM71 203H70V202ZM87 201V202H85ZM108 201V202H107ZM125 201V202H124ZM192 201V202H191ZM29 202V203H28ZM84 202V203H83ZM101 202V203H100ZM112 202V204H111ZM140 202V203H138ZM142 202V203H141ZM70 205H69V204ZM76 203V206H75ZM105 203V204H103ZM136 203V205H135ZM203 203V204H202ZM78 204V205H77ZM88 204V205H87ZM127 204V205H126ZM31 205V206H30ZM86 205V206H85ZM133 205V206H132ZM39 211H41V205H37ZM66 206V207H65ZM70 206V207H69ZM95 206V207H94ZM119 206V207H118ZM128 206V207H127ZM220 206V207H219ZM233 206V207H232ZM76 207V209H75ZM111 207V208H110ZM33 208V207H32ZM37 208V207H36ZM96 208V209H95ZM189 208V209H188ZM195 208V209H194ZM227 208L229 210H227ZM51 209V208H50ZM68 209V210H67ZM95 209V210H94ZM186 209V210H185ZM232 209V210H231ZM237 209V211L235 210ZM72 210V211H71ZM212 210V211H211ZM223 210L230 211L229 214L223 215V220L219 224L211 225L210 228H201L199 224L203 221L209 219V217L218 212H223ZM234 210V211H233ZM1 211V215L8 213ZM13 210H11L10 213ZM16 211V209L14 210ZM20 211V210H19ZM58 211V212H57ZM83 213H82V212ZM89 211V210H88ZM184 211V212H183ZM198 211V212H197ZM208 211V212H207ZM258 211V213H257ZM63 214H62V213ZM203 212V213H202ZM219 212V213H220ZM232 212V214H231ZM235 212V213H233ZM255 212V214H254ZM9 213V214H10ZM15 213V212H14ZM60 213V214H59ZM67 213L70 214L67 215ZM73 213V214H72ZM112 213V212H111ZM168 213V214H165ZM185 213V214H184ZM191 213V215H190ZM46 214V215H45ZM60 216H59V215ZM80 214V215H78ZM202 214V215H201ZM231 214V216H230ZM258 214V216H257ZM261 214V215H260ZM263 214V215H262ZM23 215V214H21ZM43 215L45 217H43ZM65 217H64V216ZM73 215V216H72ZM253 215V216H252ZM49 216V217H47ZM68 216V217H67ZM176 216V217H174ZM182 216V218H181ZM256 216V218H255ZM4 217V216H2ZM72 217V218H71ZM156 217V218H155ZM179 217V218H178ZM184 217V218H183ZM207 217V219H206ZM225 217V218H224ZM231 217V218H232ZM252 217V218H251ZM254 217V218H253ZM258 217V218H257ZM60 218V219H59ZM71 218V219H70ZM212 218V217H211ZM210 218V219H211ZM250 218V219H248ZM261 218V219H260ZM43 219V220H42ZM45 219V220H44ZM58 219V220H57ZM182 219V220H181ZM187 219H192L197 222L195 227H190L183 233H176L172 229L176 224L183 223ZM205 219V220H204ZM209 219V220H210ZM226 219V220H225ZM36 220L37 223H36ZM64 220V221H63ZM67 220V221H66ZM71 222H70V221ZM118 220V221H117ZM128 220V221H127ZM132 222H131V221ZM250 220V221H249ZM60 221V222H59ZM134 221V222H133ZM137 221V222H136ZM162 221V223H161ZM177 221V222H176ZM226 221V222H225ZM50 222V224H49ZM70 222V223H69ZM121 222V223H120ZM147 222V223H146ZM151 222V223H150ZM160 222V223H159ZM175 222V223H174ZM199 222V223H198ZM247 222V223H246ZM30 223V224H29ZM60 223V224H59ZM68 223V224H67ZM84 223V224H83ZM118 223V224H117ZM120 223V224H119ZM123 223V224H122ZM140 223V224H138ZM205 223V222H204ZM245 223V224H244ZM250 223V224H249ZM71 224L73 227H70ZM129 224V225H128ZM134 224V225H133ZM174 224V225H173ZM227 224V225H226ZM260 224V225H259ZM46 225V226H45ZM66 225V226H65ZM91 225V226H90ZM93 225V226H92ZM160 225V226H159ZM172 225V226H171ZM220 225V226H219ZM242 225V226H241ZM31 226V228H30ZM36 226V227H35ZM56 226V227H55ZM89 226V227H88ZM159 226V227H158ZM200 226V227H199ZM260 228H259V227ZM262 226V227H261ZM76 227V228H75ZM86 227V228H85ZM122 227V228H120ZM134 227V228H133ZM148 227V230H147ZM45 228V230H44ZM58 228V229H57ZM71 228V229H70ZM81 228V229H80ZM112 231L108 230L111 229ZM120 228V229H119ZM125 230H124V229ZM138 228V230H137ZM167 228V229H166ZM245 228V229H244ZM253 228V229H252ZM25 229V230H23ZM37 229V230H36ZM64 229V230H61ZM98 229V230H97ZM101 229V230H100ZM130 229V230H129ZM151 229V230H150ZM202 229V230H201ZM15 230V231H14ZM95 230V231H94ZM133 230V232H132ZM157 232H156V231ZM234 230V231H233ZM236 230V231H235ZM33 231V232H32ZM48 231V232H47ZM55 231V232H54ZM59 231V232H58ZM103 231V232H102ZM116 234L113 238L110 237L112 232ZM164 231V232H163ZM198 231V232H196ZM223 231V232H222ZM253 231V232H252ZM17 232V233H16ZM19 232V233H18ZM43 232V233H42ZM50 232V233H49ZM57 232V233H56ZM73 232V233H72ZM136 232V233H135ZM152 232V233H151ZM169 232V233H168ZM173 232V233H172ZM225 232V233H224ZM21 233V235H20ZM33 233V234H32ZM35 233V234H34ZM40 233V234H39ZM46 233V234H44ZM62 233V234H61ZM80 233V234H79ZM163 235H161V234ZM179 233V234H178ZM50 234V235H49ZM54 234V235H53ZM61 234V235H59ZM72 234V235H71ZM106 234V235H104ZM119 234V233H118ZM126 234V235H125ZM158 234V235H156ZM160 234V235H159ZM170 234V236H169ZM181 234V235H180ZM197 234V235H195ZM217 234V235H216ZM221 234V235H220ZM234 234V235H233ZM239 234V235H238ZM243 234V235H242ZM7 235V236H6ZM25 235V236H24ZM28 235V236H27ZM95 237H94V236ZM98 235V236H97ZM104 235V236H103ZM109 235V236H108ZM123 235V236H122ZM133 235V236H132ZM156 235V236H155ZM177 235V236H176ZM189 235V236H188ZM199 235V236H198ZM216 235V236H215ZM37 236V237H36ZM186 236V237H185ZM194 236V237H192ZM204 236V237H203ZM213 236V237H212ZM219 236V237H218ZM225 236V237H224ZM53 237V238H52ZM75 237V238H74ZM101 237V238H100ZM123 239H122V238ZM138 237V239H137ZM162 237V238H161ZM170 237V238H169ZM176 237H179L177 239ZM6 238V239H5ZM11 238V239H10ZM41 238V240H40ZM43 238V239H42ZM52 238V239H51ZM56 238V239H55ZM128 238V240H127ZM152 238V239H153ZM78 239V240H77ZM101 239V240H100ZM117 239V240H116ZM119 239V240H118ZM133 239V240H132ZM137 239V240H136ZM162 239V240H161ZM192 239V240H191ZM201 239V240H200ZM220 239V240H219ZM54 240V241H53ZM64 240V241H63ZM70 240V241H69ZM73 240V241H72ZM82 240V241H80ZM105 240V241H104ZM113 242H111V241ZM158 240V241H157ZM174 240V242H173ZM210 240V241H209ZM51 241V242H50ZM53 241V242H52ZM96 241V242H95ZM104 241V242H103ZM121 241V242H120ZM136 241V242H135ZM164 241V242H163ZM227 241V243H226ZM29 242V244H28ZM62 242V243H61ZM75 242V243H74ZM86 242V243H85ZM91 242V243H90ZM181 242V243H180ZM183 242V243H182ZM187 242V243H186ZM198 242V243H197ZM2 243V244H1ZM12 243V244H11ZM23 243V244H22ZM83 243V244H82ZM112 243V244H111ZM125 243V244H124ZM128 243V244H126ZM158 243V244H157ZM179 243V244H178ZM194 243V244H192ZM34 244V245H33ZM57 244V245H56ZM85 244V245H84ZM93 244V246H91ZM108 244V245H107ZM162 244V245H161ZM166 244V245H165ZM52 245V246H51ZM65 245V246H64ZM74 245V246H73ZM96 245V246H95ZM113 245V246H112ZM121 245V246H120ZM212 245V246H211ZM82 246V248H81ZM89 248H88V247ZM91 246V247H90ZM107 246V247H106ZM112 246V247H111ZM12 247V248H11ZM26 247V248H25ZM58 247V248H57ZM106 247V248H105ZM23 248V249H22ZM53 248V249H52ZM61 248V249H60ZM162 248V249H161ZM164 248V249H163ZM173 248V249H172ZM20 249V250H19ZM65 249V251H64ZM81 249V250H80ZM92 249V251H91ZM96 251H95V250ZM111 249V250H110ZM153 249V250H154ZM159 249V250H158ZM161 249V250H160ZM189 249V250H188ZM211 251H210V250ZM258 249V250H257ZM4 250V251H3ZM24 250V251H23ZM46 250V251H44ZM52 250V251H51ZM73 252H72V251ZM99 250V251H98ZM163 250V251H162ZM204 250V251H203ZM206 250V251H205ZM48 251V252H47ZM50 251V252H49ZM83 251V252H82ZM165 251V252H164ZM176 251V252H175ZM183 251V252H182ZM45 252V253H44ZM57 252V253H56ZM81 254H80V253ZM161 252V253H160ZM169 252V253H168ZM186 252V253H185ZM195 252V253H194ZM20 253V255H19ZM40 253V254H39ZM42 253V255H41ZM54 253V254H53ZM74 253V254H73ZM79 253V254H78ZM85 253V255H84ZM94 253V254H93ZM144 253V254H143ZM167 253V254H166ZM190 255H189V254ZM27 254V255H26ZM36 254V255H35ZM47 258H44V255ZM98 254V255H97ZM104 254V255H103ZM163 254V255H162ZM170 254V255H169ZM176 254V255H175ZM188 254V255H187ZM263 254V255H262ZM5 255V256H4ZM41 257H40V256ZM49 257H48V256ZM89 255V256H88ZM95 255V256H94ZM97 255V256H96ZM100 255V256H99ZM158 255V256H157ZM165 255V256H164ZM201 255V256H200ZM207 255V256H206ZM224 255V256H223ZM257 255V256H256ZM15 256V259H14ZM55 256V257H53ZM59 256V257H57ZM69 256V257H68ZM79 258H78V257ZM81 256V257H80ZM87 256V258H86ZM144 256V257H143ZM146 256V257H145ZM160 256V257H159ZM251 256V257H250ZM93 257V258H92ZM143 257V259H142ZM257 257V259H256ZM262 257V260H261ZM10 258V259H9ZM41 258V259H40ZM53 258V259H52ZM57 258V259H56ZM67 258V259H66ZM69 258V260H68ZM76 258V259H75ZM166 258V259H165ZM183 258V259H182ZM200 258V259H199ZM13 259V260H11ZM50 259V260H49ZM61 259V260H60ZM81 259V260H80ZM85 259V260H84ZM127 259V258H126ZM145 259V260H144ZM199 259V260H198ZM257 261H256V260ZM3 260V261H2ZM11 260V261H10ZM23 260V261H22ZM26 260V261H24ZM44 262H43V261ZM49 260V262H48ZM58 260V261H53ZM124 260V259H122ZM137 260V262H136ZM160 260V261H159ZM173 260V262H172ZM179 260V261H178ZM181 260V261H180ZM190 260V261H189ZM211 260V261H210ZM214 260V261H213ZM261 260V261H260ZM6 261V262H5ZM69 261V262H68ZM156 261V262H155ZM210 261V262H209ZM260 261V262H259ZM26 262V263H25ZM43 262V263H42ZM52 262V263H51ZM54 262V263H53ZM82 262V263H81ZM127 263V260L125 261ZM136 262V263H135ZM152 262V263H151ZM199 262V263H197ZM18 264L14 262V264ZM123 262H121L122 264ZM125 263V264H126ZM10 264V263H8ZM124 264V263H123ZM129 264V263H127Z\"/></svg>",
  "mask_w": 264,
  "mask_h": 264
},
{
  "label": "bare ground",
  "instance_id": "2",
  "mask_svg": "<svg viewBox=\"0 0 264 264\" xmlns=\"http://www.w3.org/2000/svg\"><path fill=\"white\" fill-rule=\"evenodd\" d=\"M117 1V0H116ZM123 1V0H122ZM144 1V0H143ZM184 1V0H183ZM204 1V0H203ZM235 1H237V0H235ZM105 2V1H104ZM137 2V1H136ZM141 2V1H140ZM193 2V1H192ZM195 2V1H194ZM218 2V1H217ZM240 2H242V1H240ZM259 2V1H258ZM53 4L51 7L49 6V8L47 7H45V5H48V4ZM81 3V0H0V39L1 38H3V35H4V37H5V34L6 33H8V34H10L9 36H7V38H6V40L5 41H3L4 43H2L1 44V42H0V72H1V69L2 68H5V66L7 65V62L9 63V61H13L14 60V63H16L15 62V59L16 58H20L21 56H23L24 54H27V52L29 53V51H31V50H33V49H38V47L43 43V44H46L47 43V39H49V37H52L54 34H56V32H58V31H71V33H73V31L74 32H76L75 30H74V26L75 25H73V24H69V23H66L62 18H60V17H58V14L60 15L61 14V12H62V10L63 9H65L66 7H68L69 6V8H71V5L73 6V5H75V4H80ZM87 3V2H86ZM114 3H115V1H114ZM146 3V2H145ZM148 3V2H147ZM185 3H187V1L185 2ZM203 3V2H202ZM205 3V2H204ZM209 3V2H208ZM237 3V2H236ZM243 3V2H242ZM256 3V2H255ZM49 4V5H50ZM108 4V3H107ZM123 5H124V3H122ZM144 4V3H143ZM152 4V3H151ZM167 4V3H166ZM169 4V3H168ZM191 4V3H190ZM197 4H199V3H197ZM213 4H214V2H213ZM220 4V3H219ZM225 4V3H224ZM102 5H103V3H102ZM194 5V4H193ZM193 5H192V8H193ZM200 5H201V3H200ZM238 5V4H237ZM243 5H244V3H243ZM261 5V4H260ZM89 6V5H88ZM91 6V5H90ZM118 6V5H117ZM121 6V5H120ZM170 6V5H169ZM199 6V5H198ZM197 6V7H198ZM208 6V5H207ZM210 6V5H209ZM215 6V5H214ZM213 6V7H214ZM226 6V5H225ZM234 6V5H233ZM242 6V5H241ZM247 6V5H246ZM245 6V7H246ZM43 7H45V8H43ZM75 7V6H74ZM85 7V6H84ZM100 7H101V5H100ZM200 7V6H199ZM230 8H232L231 6H229ZM240 7V6H239ZM243 7V6H242ZM255 7V6H254ZM253 7V8H254ZM80 8V7H79ZM82 8H83V6H82ZM109 8H110V6H109ZM120 8V7H119ZM127 8V7H126ZM158 8V7H157ZM168 8V7H167ZM173 8V7H172ZM177 8V7H176ZM182 8V7H181ZM208 8V7H207ZM212 8V7H211ZM216 8H218V6L216 7ZM222 8V7H221ZM255 8H262V7H255ZM45 9V12H43V13H46L47 14V16L48 17H46V19L45 20H43V21H41V20H35V21H32V22H27L30 18H33L34 16L36 17L39 13H41L43 10ZM68 9V8H67ZM154 9V8H153ZM162 9V8H161ZM169 9V8H168ZM175 9V8H174ZM200 9V8H199ZM199 9H198V11H199ZM240 9V8H239ZM238 9V10H239ZM247 9H249L248 7H247ZM256 9V10H257ZM263 9V8H262ZM73 10V9H72ZM99 10V9H98ZM107 10V9H106ZM178 10V9H177ZM179 10H180V8H179ZM184 10V9H183ZM189 10V9H188ZM204 10V9H203ZM213 10H214V8H213ZM218 10V9H217ZM221 10V9H220ZM234 10V9H233ZM250 10V9H249ZM78 11V10H77ZM92 11V10H91ZM128 11V10H127ZM159 11V10H158ZM170 11V10H169ZM219 11V10H218ZM229 11V10H228ZM243 11V10H242ZM246 11V10H245ZM64 12V11H63ZM133 12V11H132ZM140 12V11H139ZM187 12V11H186ZM200 12V11H199ZM204 12V11H203ZM211 12V11H210ZM215 12H216V10H215ZM250 12V11H249ZM251 12H253V10L251 11ZM250 12V14H249V17L250 16H253L252 15V13ZM254 12H255V10H254ZM84 13V12H83ZM135 13V12H134ZM226 13V12H225ZM239 13V12H238ZM240 13H241V11H240ZM260 13V14H259ZM263 13L264 12H258V14H257V12L255 13V14H257L255 17L257 18V17H259L260 19H261V17H263ZM68 14V13H67ZM85 14V13H84ZM132 14V13H131ZM140 14H142V13H140ZM163 14V13H162ZM180 14V13H179ZM187 14V13H186ZM193 14V13H192ZM200 14V13H199ZM205 14V13H204ZM208 14H209V12H208ZM223 14V13H222ZM230 14V13H229ZM246 14V13H245ZM254 14V13H253ZM254 14V15H255ZM44 15V14H43ZM57 15V16H56ZM65 15H66V13H65ZM69 15V14H68ZM133 15V14H132ZM144 15H145V13H144ZM149 15V14H148ZM168 15V14H167ZM170 15H172V14H170ZM169 15V16H170ZM174 15V14H173ZM203 15V14H202ZM201 15V16H202ZM214 15V14H213ZM219 15H221L220 13H219ZM235 15V14H234ZM238 15V14H237ZM86 16V15H85ZM84 16V17H85ZM152 16V15H151ZM154 16V15H153ZM158 16V15H157ZM187 16V15H186ZM185 16V17H186ZM190 16V15H189ZM209 16V15H208ZM217 16V15H216ZM215 16V17H216ZM223 16V15H222ZM236 16V15H235ZM239 16V15H238ZM243 16H244V14H243ZM34 17V18H35ZM39 17V16H38ZM41 17V16H40ZM79 17H81V16H79ZM83 17V16H82ZM138 17V16H137ZM141 17V16H140ZM191 17V16H190ZM203 17H204V15H203ZM206 17V16H205ZM237 17V16H236ZM240 17H242L241 16V14H240V16H239V18ZM249 17H247V18H249ZM254 17V16H253ZM253 17H251V18H253ZM255 17H254V20H255ZM64 18V17H63ZM77 18V17H76ZM128 18V17H127ZM126 18V19H127ZM145 18H146V16H145ZM151 18V17H150ZM181 18V17H180ZM193 18V17H192ZM223 18H224V16H223ZM245 18V17H244ZM72 19V18H71ZM79 19V18H78ZM93 19V18H92ZM132 19V18H131ZM144 19V18H143ZM149 19V18H148ZM155 19H157V18H155ZM174 19V18H173ZM194 19H196V18H194ZM197 19H199V17L197 18ZM200 19H202V18H200ZM199 19V20H200ZM208 19H210V17L209 18H207V20ZM226 19H228V18H225V19H222V20H226ZM242 19V18H241ZM258 19V18H257ZM256 19V20H257ZM260 19H258V20H260ZM125 20V19H124ZM137 20H139V19H137ZM177 20V19H176ZM181 20V19H180ZM185 20V19H184ZM191 20H193V19H191ZM190 20V21H191ZM198 20V21H199ZM203 20V19H202ZM205 20V19H204ZM218 20V19H217ZM230 20V19H229ZM238 20V19H237ZM146 21V20H145ZM153 21V20H152ZM159 21H162L161 19L159 20ZM175 21V20H174ZM218 21H220V20H218ZM245 21V20H244ZM248 21V20H247ZM262 21V20H261ZM72 22V21H71ZM79 22V21H78ZM97 22V21H96ZM122 22H124L123 20H122ZM163 22V21H162ZM168 22H169V20H168ZM186 22H187V20H186ZM194 22H196V21H194ZM210 22V21H209ZM212 22H213V20H212ZM223 22V21H222ZM221 22V23H222ZM226 22V21H225ZM235 22H237L236 20H235ZM238 22H239V20H238ZM242 22V21H241ZM241 22H240V24H241ZM84 23V22H83ZM121 23V22H120ZM128 23V22H127ZM133 23H134V19H133ZM143 23V22H142ZM191 22H189V24H190ZM201 23V22H200ZM204 23H205V21H204ZM203 23V24H204ZM224 23V22H223ZM94 24V23H93ZM117 24V23H116ZM132 24V23H131ZM130 24V25H131ZM150 24V23H149ZM175 24H177V23H175ZM181 24V23H180ZM202 24V23H201ZM217 24V23H216ZM248 24V23H247ZM249 24H250V21H249ZM263 24V23H262ZM80 25V24H79ZM121 25H122V23H121ZM139 25V24H138ZM151 25V24H150ZM150 25H147L146 27H148V26H150ZM155 25V24H154ZM170 25V24H169ZM193 25H194V23H193ZM205 25V24H204ZM208 25V24H207ZM215 25V24H214ZM219 25V24H218ZM252 25V24H251ZM82 26V25H81ZM143 26V25H142ZM158 26V25H157ZM179 26V25H178ZM191 26V28H192V25H190ZM189 26V27H190ZM78 27V26H77ZM95 27V26H94ZM118 27H119V30H123V29H121L120 28V26L118 25L117 26V30L115 31L114 30V32L116 33V32H118L119 30H118ZM144 27V26H143ZM145 27V28H146ZM182 27V26H181ZM209 27V26H208ZM244 27V26H243ZM254 27V26H253ZM126 28H128V27H126ZM180 28V27H179ZM183 28V27H182ZM185 28H186V26H185ZM188 28V27H187ZM195 28V27H194ZM197 28V27H196ZM212 28V27H211ZM215 28V27H214ZM241 28V27H240ZM12 29V32L10 31ZM79 29V28H78ZM133 29V28H132ZM148 29V28H147ZM152 29V28H151ZM157 29H159V28H157ZM156 29V30H157ZM168 29V28H167ZM170 29V28H169ZM173 29V28H172ZM190 29V28H189ZM193 29V28H192ZM199 29V28H198ZM239 29V28H238ZM256 29V28H255ZM259 29V28H258ZM73 30V31H72ZM80 30V29H79ZM100 30V29H99ZM143 30V29H142ZM148 30H150V29H148ZM148 30H146V31H148ZM155 30V31H156ZM160 30V29H159ZM161 30H163V29H161ZM179 30V29H178ZM201 30V29H200ZM230 30V29H229ZM240 30V29H239ZM9 31H10V33H9ZM129 31V30H128ZM136 31V30H135ZM152 31V30H151ZM163 31H165V30H163ZM162 31V32H163ZM175 31V30H174ZM181 31H182V29H181ZM234 31V30H233ZM251 31V30H250ZM109 32V31H108ZM110 32H112V31H110ZM121 32V31H120ZM133 32V31H132ZM153 33H154V31H152ZM158 32V31H157ZM166 32V31H165ZM211 32V31H210ZM209 32V33H210ZM243 32V31H242ZM256 32V31H255ZM258 32V31H257ZM78 33V32H77ZM87 33V32H86ZM99 33V32H98ZM114 33V34H115ZM129 33H130V31H129ZM145 33V32H144ZM143 33V34H144ZM153 33H150V34H153ZM160 33V32H159ZM202 33V32H201ZM207 33V32H206ZM241 33V32H240ZM68 34V33H67ZM70 34V33H69ZM101 34V33H100ZM111 34V33H110ZM110 34H108L109 36H110ZM113 34V33H112ZM113 34V35H114ZM127 34V33H126ZM126 34H124V35H126ZM131 34V33H130ZM137 35H138V33H136ZM140 34H141V32H140ZM183 34V33H182ZM190 34V33H189ZM188 34V35H189ZM200 34V33H199ZM208 34V33H207ZM259 34V33H258ZM57 35V34H56ZM55 35V36H56ZM75 35V34H74ZM82 35V34H81ZM96 35V34H95ZM94 35V36H95ZM117 35V33L115 34V36ZM135 35V34H134ZM210 35H211V33H210ZM221 35V34H220ZM227 35H229V34H227ZM234 35V34H233ZM54 36V37H55ZM66 34H64V35H60V33H59V37H58V39L57 40H55V41H63V40H65V38H66ZM69 36V35H68ZM90 36V35H89ZM92 36V35H91ZM98 36V35H97ZM115 36H113V37H115ZM119 36V35H118ZM140 36V35H139ZM164 36V35H163ZM183 36V35H182ZM216 36H217V34H216ZM215 36V37H216ZM230 36V35H229ZM248 36V35H247ZM250 36V35H249ZM54 37H53V39H54ZM57 37V36H56ZM72 37H74L73 35H72ZM83 37V36H82ZM93 37V36H92ZM91 37V38H92ZM104 40H105V43L106 42H108V40L109 41H111L112 40V36L111 37H106L105 35H104ZM122 37V36H121ZM151 37V36H150ZM177 37V36H176ZM195 37V36H194ZM95 38H97L96 36H95ZM101 38V37H100ZM171 38V37H170ZM197 38V37H196ZM207 38H208V36H207ZM211 37H209V39H210ZM217 38V37H216ZM216 38L215 39H213L214 41L216 40ZM224 38V37H223ZM52 39V38H51ZM76 39V38H75ZM84 38H82V40H83ZM86 39V38H85ZM94 39V38H93ZM102 39V38H101ZM111 39V40H110ZM176 39V38H175ZM193 39V38H192ZM229 39V38H228ZM2 40V39H1ZM4 40V39H3ZM72 39H70V41H71ZM88 40V39H87ZM132 40V39H131ZM130 40V41H131ZM136 40V39H135ZM142 40V39H141ZM162 40V39H161ZM185 40V39H184ZM208 40V39H207ZM222 40V39H221ZM45 41H46V43H45ZM66 41V43H67V41L68 40H65ZM80 41V40H79ZM78 41V42H79ZM90 41V40H89ZM116 41V40H115ZM129 41V40H128ZM127 41V42H128ZM156 41V40H155ZM167 41V40H166ZM179 41V40H178ZM186 41H187V39H186ZM199 41V40H198ZM228 41V40H227ZM59 42V43H60ZM75 42V41H74ZM81 42V41H80ZM88 42V41H87ZM114 42V41H113ZM116 42H118V41H116ZM123 42V41H122ZM148 42V41H147ZM154 42V41H153ZM177 42V41H176ZM179 42H181V41H179ZM204 42H205V37H204ZM211 42H213V41H211ZM210 42V43H211ZM221 42V41H220ZM94 43V42H93ZM100 43H101V41H100ZM103 43V42H102ZM124 43V42H123ZM126 43V42H125ZM191 43V42H190ZM225 43V42H224ZM55 43H53V45H54ZM61 44V43H60ZM64 44V43H63ZM113 44V43H112ZM122 44V43H121ZM135 44V43H134ZM171 44V43H170ZM180 44V43H179ZM213 44V43H212ZM77 45H78V43H77ZM87 45V44H86ZM89 45V44H88ZM133 45V44H132ZM141 45H143V44H141ZM141 45H139V49H138V52H140V46ZM145 45V44H144ZM143 45V46H144ZM178 45V44H177ZM193 45V44H192ZM59 46V45H58ZM70 46V45H69ZM92 46V45H91ZM94 46V45H93ZM98 46V45H97ZM102 46V45H101ZM109 46V45H108ZM107 46V47H108ZM135 46V45H134ZM138 46V45H137ZM142 46V47H143ZM160 46V45H159ZM175 46V45H174ZM214 46V45H213ZM215 46H217V44L215 45ZM56 47V46H55ZM95 47V46H94ZM190 47V46H189ZM197 47V46H196ZM246 47V46H245ZM46 48V47H45ZM52 48V47H51ZM54 48V47H53ZM72 48V47H71ZM79 48V47H78ZM82 48V47H81ZM120 46H118V45H115V46H113V47H110V48H106V45H105V48L103 47L102 49L100 48V50H98V49H94V50H92V51H84L83 53H81L80 54V56L79 57H81V60L79 61V62H77L76 64H74V65H69V66H65L62 70H51V71H48V72H46L45 74H43V76H41V77H36V74H38V72H40V71H42V70H44V69H49V67H51V68H54L55 69V67H58V66H60L61 64H63L64 62H67V60H68V62H70L69 60L71 59V60H74L76 57H77V55H75V57H74V54L73 53H65V54H60V55H55V56H53V57H48L47 59H43V58H36V61H35V64H34V68L32 69V71H31V74L30 75H32V77L34 78L32 81H29L30 82V84L26 87L25 86V88H23V89H20L19 91H17L16 93H15V95L13 96V94H12V92H11V94H12V98H14V99H17L21 104H24V105H26L27 104V106H28V104H35V103H43L44 101H43V98H45L46 96H47V98H48V96L50 95V94H53V93H58V92H60L59 94L60 95H58L60 98H62V99H64V100H71L72 98H76V99H78L79 97H88L89 99H90V96H101V95H104V93L106 92V91H108V90H110V88L113 86V85H116V84H118V83H121L122 84V82L123 81H125V80H132V79H134L135 80V78H137V77H139L140 78V76L142 75V73L141 72H139L138 70V73H136L137 71H135L136 69V66H134V67H132V68H134V70L132 69V71H129V72H131L130 73V75H128V74H124V71H123V61H119L118 63L116 62V64H113L114 62L112 61L113 60V58H114V56L115 57H117L118 56V54H119V52L121 51V48H123V47H121L120 49ZM126 48H127V46H126ZM125 48V49H126ZM128 48H129V46H128ZM128 48L126 49V50H128ZM130 48H131V45H130ZM137 49V47H134V51H133V49L132 50H130L129 49V52L131 51H133V52H135V50ZM168 48V47H167ZM190 48H192V47H190ZM206 48V47H205ZM205 48H204V50H205ZM211 48V47H210ZM41 49H43V48H41ZM59 49V48H58ZM69 49V48H68ZM118 49L120 50L119 52H118ZM152 49V48H151ZM193 49V48H192ZM208 49V48H207ZM46 50V49H45ZM52 50V49H51ZM54 50V49H53ZM64 50V49H63ZM71 50V49H70ZM201 50V49H200ZM253 50V49H252ZM261 50V49H260ZM35 51V50H34ZM50 51V50H49ZM55 51V50H54ZM60 51V50H59ZM76 51V50H75ZM81 51V50H80ZM117 51V52H116ZM141 51H143V50H141ZM164 51V50H163ZM175 51V50H174ZM181 51V50H180ZM197 51V50H196ZM43 52V51H42ZM62 52V51H61ZM64 52H66L65 50H64ZM124 52V51H123ZM122 52V53H123ZM126 52H128V51H125V53ZM130 52V53H131ZM155 52V51H154ZM170 52V51H169ZM177 52V51H176ZM198 52V51H197ZM196 52V53H197ZM31 53V52H30ZM34 53V52H33ZM38 53V52H37ZM41 53V52H40ZM51 53V52H50ZM59 53V52H58ZM63 53V52H62ZM78 53V52H77ZM118 53V54H117ZM141 53V52H140ZM146 53V52H145ZM161 53V52H160ZM166 53H168V52H166ZM187 53V52H186ZM201 53V52H200ZM205 53V52H204ZM262 53V52H261ZM36 54V53H35ZM39 54V53H38ZM121 54V53H120ZM133 54H135V53H133ZM159 54V53H158ZM178 54V53H177ZM184 54V53H183ZM246 54V53H245ZM117 55V56H116ZM136 55H137V50H136ZM167 55V54H166ZM198 55V54H197ZM248 55V54H247ZM25 56V55H24ZM28 56V55H27ZM127 56V55H126ZM145 56V55H144ZM143 56V57H144ZM158 56V55H157ZM169 56V55H168ZM178 56H182V54L180 55V54H178ZM177 56V57H178ZM189 57H191L190 55H188ZM227 56V55H226ZM242 56V55H241ZM151 57V56H150ZM198 57V56H197ZM225 57V56H224ZM233 57V56H232ZM256 57V56H255ZM259 58L261 57V56H258ZM23 58V57H22ZM26 58L27 57H24L23 58V60L25 59L26 60ZM34 58V57H33ZM67 58V59H66ZM73 58V59H72ZM112 58V59H111ZM120 57H118V59H119ZM122 58V57H121ZM126 58V57H125ZM160 58H162V57H160ZM175 58V57H174ZM184 58V57H183ZM192 58V57H191ZM219 58V57H218ZM105 59H106V61H105ZM107 59L108 60H110V61H112L113 63V66H111L112 64H110L109 62L110 61H108L107 62ZM127 59V58H126ZM131 59V58H130ZM144 59V58H143ZM147 59V58H146ZM158 59V58H157ZM177 59V58H176ZM195 59V58H194ZM197 59V58H196ZM223 59V58H222ZM254 59V58H253ZM17 60V59H16ZM29 60V59H28ZM27 60V61H28ZM31 60L33 61V59L31 58ZM35 60V59H34ZM124 60V59H123ZM145 60V59H144ZM168 60H170V59H168ZM188 60V59H187ZM190 60H192V59H190ZM218 60V59H217ZM220 60V59H219ZM226 60V59H225ZM238 60V59H237ZM19 61H20V59H19ZM19 61L17 62V65H18V63H19ZM21 61H22V59H21ZM114 61H115V59H114ZM127 61V60H126ZM125 61V62H126ZM137 61V60H136ZM184 61V60H183ZM228 61H230V60H228ZM241 61V60H240ZM26 62V61H25ZM24 62V63H25ZM128 62V61H127ZM175 62H177V61H175ZM217 62V61H216ZM256 62V61H255ZM13 63V64H14ZM71 63V62H70ZM149 63V62H148ZM153 63V62H152ZM178 63V62H177ZM183 63V62H182ZM185 63V62H184ZM231 63H232V61H231ZM240 63V62H239ZM20 64H21V62H20ZM67 64V63H66ZM170 64H171V62H170ZM179 64V63H178ZM188 64V63H187ZM195 64V63H194ZM199 64V63H198ZM209 64H211V61H210V63ZM208 64V65H209ZM216 64V63H215ZM256 64V63H255ZM261 64V63H260ZM14 65H16V64H14ZM22 65V64H21ZM130 65V64H129ZM135 65H137V64H135ZM139 65H140V63H139ZM145 65H147V64H145ZM152 65V64H151ZM176 65V64H175ZM212 65V64H211ZM232 65V64H231ZM262 65V64H261ZM26 66V65H25ZM148 67H149V65H147ZM146 66V67H147ZM153 66V65H152ZM172 66V65H171ZM192 66V65H191ZM205 66V65H204ZM225 66V65H224ZM8 67V66H7ZM33 67V66H32ZM124 67H125V65H124ZM142 67V66H141ZM174 67V66H173ZM181 67V66H180ZM207 67V66H206ZM221 67V66H220ZM220 67H219V64L217 63V65H213V67L211 66V67H209L208 69H209V71L210 72H216V71H220L221 69H220ZM232 67V66H231ZM247 67V66H246ZM253 67V66H252ZM27 68V67H26ZM60 68V67H59ZM120 68H122L121 70L123 71L122 72V74L121 75H119L118 77H115V78H112V77H110V75H111V71H113V70H115V71H117L118 72V70H120ZM128 68H130V67H128ZM138 68H140V67H138ZM152 68V67H151ZM186 68V67H185ZM233 68V67H232ZM248 68H249V66H248ZM260 68V67H259ZM58 69V68H57ZM145 69V68H144ZM149 69V68H148ZM161 69V68H160ZM164 69V68H163ZM162 69V70H163ZM169 69V68H168ZM206 69V68H205ZM220 69V70H219ZM224 69V68H223ZM231 69V68H230ZM10 70V69H9ZM50 70V69H49ZM120 70V71H121ZM130 70V69H129ZM161 70V71H162ZM165 70V69H164ZM194 70V69H193ZM201 70V69H200ZM226 70H228V69H226ZM3 71H5V69L3 70ZM24 71V70H23ZM133 71H135V72H133ZM169 71V70H168ZM174 71V70H173ZM181 71V70H180ZM208 70H206V72L205 73H208L207 72ZM223 71V70H222ZM27 72V71H26ZM44 72V71H43ZM114 72V71H113ZM153 72V71H152ZM157 72V71H156ZM182 72V71H181ZM201 72V71H200ZM2 73V72H1ZM24 73V72H23ZM120 73V72H119ZM144 73V72H143ZM183 73H184V71H183ZM8 74V73H7ZM6 74V75H7ZM16 74V73H15ZM21 74V73H20ZM27 74V73H26ZM42 74V73H41ZM40 74V75H41ZM113 74V73H112ZM148 74V73H147ZM150 74H152V73H150ZM195 74V73H194ZM199 74H201V73H199L198 72V75ZM213 74V73H212ZM215 74V73H214ZM224 74H226V73H224ZM9 75V74H8ZM39 75V74H38ZM118 75V74H117ZM145 75V74H144ZM156 75H157V73H156ZM180 75H182V74H180ZM197 75V74H196ZM195 75V76H196ZM203 75V72H202V74H201V76ZM205 75H207V74H205ZM211 75V74H210ZM220 75V74H219ZM227 75V74H226ZM3 76H5V75H3ZM16 76V75H15ZM143 76V75H142ZM172 76V75H171ZM185 76H187V75H185ZM200 76V77H201ZM204 76V75H203ZM207 76H209V75H207ZM22 77H24V76H22ZM29 77V76H28ZM173 77V76H172ZM200 77H198L197 76V78H200ZM219 77V76H218ZM217 77V78H218ZM147 78V77H146ZM153 78V77H152ZM175 78V77H174ZM181 78V77H180ZM183 78V77H182ZM196 78V77H195ZM203 78V77H202ZM211 78V77H210ZM216 78V77H215ZM220 78V77H219ZM5 79V78H4ZM10 79V78H9ZM141 79V78H140ZM151 79V78H150ZM209 79V78H208ZM229 79V78H228ZM23 80V79H22ZM138 80V79H137ZM147 80V79H146ZM199 80H202L201 78L199 79ZM233 80H234V78H233ZM4 81V80H3ZM158 81V80H157ZM175 81V80H174ZM177 81V80H176ZM180 81V80H179ZM178 81V82H179ZM182 81V80H181ZM189 81V80H188ZM191 81H192V79H191ZM204 81V80H203ZM23 82V81H22ZM126 82V81H125ZM124 82V83H125ZM128 82H131V81H128ZM132 82H133V80H132ZM135 82V81H134ZM212 82V81H211ZM11 83V82H10ZM9 83V84H10ZM137 83V82H136ZM135 83V84H136ZM176 83V82H175ZM196 83V82H195ZM233 83V82H232ZM141 84V83H140ZM153 84H154V82H153ZM214 84V83H213ZM240 84V83H239ZM23 85V84H22ZM24 85H27V84H24ZM146 85V84H145ZM159 85V84H158ZM191 85V84H190ZM199 85V84H198ZM205 85V84H204ZM215 85V84H214ZM235 85V84H234ZM7 86V85H6ZM121 86V85H120ZM123 86V85H122ZM133 86V85H132ZM148 86V85H147ZM156 86V85H155ZM173 86V85H172ZM176 86V85H175ZM186 86V85H185ZM195 86H197V85H195ZM200 86V85H199ZM211 86H212V84H211ZM211 86H209V87H211ZM238 86V85H237ZM10 87V86H9ZM119 86H117V88H118ZM142 87V86H141ZM152 87V86H151ZM170 87V86H169ZM177 87V86H176ZM209 87H207L208 89H209ZM235 87V86H234ZM120 88V87H119ZM145 88V87H144ZM160 88V87H159ZM195 88V87H194ZM229 88V87H228ZM232 88V87H231ZM230 88V89H231ZM239 88V87H238ZM11 89H13V88H11ZM128 89V88H127ZM155 89V88H154ZM154 89H153V91H154ZM167 89V88H166ZM181 90H182V88H180ZM183 89H184V87H183ZM204 89H205V87H204ZM240 89V88H239ZM4 90V89H3ZM15 90V89H14ZM133 90V89H132ZM142 90V89H141ZM149 90V89H148ZM156 90V89H155ZM159 90V89H158ZM163 90H165V89H163ZM238 90V89H237ZM241 90V89H240ZM10 91V90H9ZM116 91V90H115ZM119 91V90H118ZM118 91L116 92V93H118ZM139 91H140V89H139ZM150 91V90H149ZM176 91V90H175ZM180 91V90H179ZM197 91H199V90H197ZM208 91V90H207ZM219 91V90H218ZM234 91V90H233ZM232 91V92H233ZM7 92V91H6ZM124 92V91H123ZM125 92H126V90H125ZM129 92H131V91H129ZM141 92H143V91H141ZM164 92V91H163ZM169 92V91H168ZM186 92V91H185ZM127 93V92H126ZM160 93V92H159ZM162 93V92H161ZM165 93V92H164ZM174 93V92H173ZM202 93H204V92H202ZM2 94V93H1ZM109 94V93H108ZM118 94H120V93H118ZM122 94V93H121ZM124 94V93H123ZM140 94V93H139ZM143 94H145V93H143ZM158 94V93H157ZM180 94V93H179ZM195 94V93H194ZM244 94V93H243ZM4 95V94H3ZM55 95V94H54ZM107 95V94H106ZM105 95V96H106ZM115 95V94H114ZM147 95V94H146ZM145 95V96H146ZM166 95V94H165ZM182 95V94H181ZM2 96V95H1ZM118 97L120 96V95H117ZM126 96V95H125ZM129 96V95H128ZM145 96L144 95H137L135 98H131L132 100H128V102H126L125 103V105L127 106H140V105H146L147 103H148V100L146 99V101H147V103H146V101H145ZM178 96V95H177ZM195 96V95H194ZM113 97H115V96H113ZM130 97H131V95H130ZM163 97V96H162ZM165 97V96H164ZM168 97V96H167ZM166 97V98H167ZM191 97V96H190ZM238 97V96H237ZM252 97V96H251ZM10 98V97H9ZM109 98H111V96L109 97ZM117 98V97H116ZM148 98V97H147ZM152 98V97H151ZM156 98V97H155ZM159 98V97H158ZM157 98V99H158ZM186 98V97H185ZM240 98V97H239ZM7 99V98H6ZM82 99V98H81ZM88 99V100H89ZM94 99V98H93ZM95 99H97V98H95ZM113 99V98H112ZM119 99V98H118ZM156 99V100H157ZM163 99V98H162ZM179 99V98H178ZM182 99V98H181ZM208 99V98H207ZM247 99V98H246ZM1 100V99H0ZM17 100H14V101H16V102H18ZM45 100V99H44ZM49 100V99H48ZM48 100H47V102H48ZM56 100V99H55ZM86 100V99H85ZM109 100V99H108ZM126 100V101H127ZM174 100V99H173ZM195 100V99H194ZM212 100V99H211ZM72 101V100H71ZM70 101V102H71ZM118 101V100H117ZM159 101V100H158ZM176 101V100H175ZM174 101V102H175ZM241 101V100H240ZM248 101V100H247ZM18 102V103H19ZM46 102V101H45ZM44 102V103H45ZM65 102V101H64ZM99 102V101H98ZM111 102V101H110ZM116 102V101H115ZM123 102V101H122ZM125 102V101H124ZM151 102V101H150ZM156 102V101H155ZM173 102V103H174ZM210 102V101H209ZM221 102V101H220ZM233 102V101H232ZM236 102V101H235ZM8 103V102H7ZM7 103H5V102H0V123H2L4 120H5V117H6V115L5 114H7L8 116H16V115H18V113L19 112H21L20 111V109L19 110H13V108H12V110H7V108H8V104ZM74 103H76V102H74ZM81 103V102H80ZM103 103V102H102ZM161 103V102H160ZM168 103V102H167ZM243 103H244V101H243ZM243 103H241V104H243ZM11 104H13V103H11ZM15 104H17V103H15ZM21 104H18V105H16V107H18L19 105H21ZM47 104V103H46ZM64 104V103H63ZM104 104V103H103ZM109 104V103H108ZM153 104V103H152ZM195 104H196V102H195ZM262 104V103H261ZM10 105V104H9ZM36 105V104H35ZM41 105V104H40ZM39 105V106H40ZM50 105V104H49ZM93 105V104H92ZM100 105V104H99ZM113 105H115V104H113ZM118 105V104H117ZM121 105V104H120ZM122 105H124L123 103H122ZM161 105V104H160ZM264 105V104H263ZM15 106V105H14ZM23 106V105H22ZM38 106V105H37ZM45 106V105H44ZM59 106V105H58ZM65 106V105H64ZM72 106V105H71ZM155 106V105H154ZM172 106V105H171ZM210 106V105H209ZM217 106V105H216ZM238 106V105H237ZM240 106V105H239ZM251 106V105H250ZM11 107H13V106H11ZM93 107V106H92ZM102 107V106H101ZM105 107V106H104ZM148 107V106H147ZM159 107V106H158ZM167 107V106H166ZM219 107V106H218ZM245 107V106H244ZM21 108V107H20ZM24 108V109H23ZM38 108H40V107H38ZM37 108V109H38ZM60 108H62V107H60ZM59 108V109H60ZM70 108H72V107H70ZM123 108V107H122ZM162 108H165V107H162ZM177 108V107H176ZM194 108V107H193ZM239 108V107H238ZM237 108V109H238ZM10 109V108H9ZM17 109V108H16ZM31 109V111L32 112H35V110L34 109H32V108H28V107H22V111L24 110V111H29ZM64 109V108H63ZM77 109V108H76ZM84 109V108H83ZM100 109V108H99ZM110 109V108H109ZM190 109V108H189ZM188 109V110H189ZM200 109H202V108H200ZM242 109V108H241ZM53 110V109H52ZM152 110H154V109H152ZM158 110V109H157ZM164 110V109H163ZM175 110V109H174ZM181 110V109H180ZM183 110V109H182ZM248 110V109H247ZM252 110V109H251ZM60 111V110H59ZM72 111V110H71ZM81 111V110H80ZM93 111V110H92ZM125 111V110H124ZM203 111V110H202ZM235 111V110H234ZM261 111V110H260ZM40 112V111H39ZM56 112V111H55ZM62 112V111H61ZM66 112V111H65ZM95 112V111H94ZM115 112H116V110H115ZM139 112V111H138ZM148 112V111H147ZM162 112V111H161ZM196 112V111H195ZM220 112H222V111H220ZM240 112V111H239ZM242 112V111H241ZM251 112V111H250ZM24 113V112H23ZM57 113V112H56ZM81 113V112H80ZM90 113V112H89ZM238 113V112H237ZM27 114H28V112H27ZM32 115L34 114V113H31ZM36 114H38V113H36ZM43 114V113H42ZM53 114V113H52ZM77 114V113H76ZM133 114H134V112H133ZM155 114V113H154ZM171 114V113H170ZM177 114V113H176ZM175 114V115H176ZM180 114V113H179ZM239 114V113H238ZM241 114V113H240ZM253 114H255V113H253ZM257 114V113H256ZM19 115H21L20 113H19ZM23 115H25V113L23 114ZM32 115H29L28 114V116H32ZM56 115V114H55ZM83 115V114H82ZM101 115V114H100ZM131 115V114H130ZM156 115V114H155ZM163 115V114H162ZM201 115V114H200ZM233 115V114H232ZM263 115V114H262ZM27 116V117H28ZM43 116V115H42ZM81 116V115H80ZM97 116V115H96ZM148 116V115H147ZM165 116V115H164ZM203 116H205V115H203ZM209 116H210V114H209ZM208 116V117H209ZM26 117V116H25ZM133 117V116H132ZM180 117V116H179ZM182 117V116H181ZM187 117V116H186ZM237 117V116H236ZM260 117V116H259ZM258 117V118H259ZM263 117V116H262ZM36 118V117H35ZM39 118V117H38ZM49 118V117H48ZM53 118V117H52ZM111 118V117H110ZM166 118V117H165ZM184 118V117H183ZM196 118V117H195ZM213 118V117H212ZM250 118V117H249ZM6 119H8V117L6 118ZM17 119V118H16ZM25 119V118H24ZM57 119V118H56ZM75 119V118H74ZM85 119V118H84ZM197 119V118H196ZM222 119V118H221ZM232 119V118H231ZM261 119V118H260ZM76 120V119H75ZM79 120V119H78ZM118 120V119H117ZM174 120V119H173ZM188 120V119H187ZM211 120V119H210ZM209 120V121H210ZM233 120H236V118L235 119H233ZM252 120V119H251ZM262 120V119H261ZM8 121V120H7ZM25 121V120H24ZM45 121V120H44ZM56 121V120H55ZM73 121V120H72ZM85 121V120H84ZM88 121V120H87ZM153 121V120H152ZM157 121H158V119H157ZM207 121V120H206ZM221 121V120H220ZM239 121V120H238ZM4 122H6V121H4ZM9 122V121H8ZM54 122V121H53ZM52 122V123H53ZM77 122V121H76ZM154 122V121H153ZM162 122H164V121H162ZM166 122H169V120L167 121L166 120ZM165 122V123H166ZM179 122V121H178ZM188 122V121H187ZM211 122V121H210ZM226 122V121H225ZM232 122V121H231ZM234 122V121H233ZM248 122V121H247ZM20 123V122H19ZM22 123V122H21ZM26 123H27V121H26ZM43 123V122H42ZM41 123V124H42ZM51 123V122H50ZM64 123V122H63ZM68 123V122H67ZM77 123H79V122H77ZM95 123V122H94ZM157 123V122H156ZM198 123H201V122H198ZM238 123V122H237ZM242 123V122H241ZM245 123V122H244ZM3 124V123H2ZM5 124V123H4ZM17 124V123H16ZM25 124V123H24ZM46 124V123H45ZM58 124V123H57ZM62 124V123H61ZM102 124V123H101ZM142 124V123H141ZM151 124H153V123H151ZM173 124V123H172ZM180 124V123H179ZM183 124V123H182ZM191 124H193V123H191ZM213 124V123H212ZM216 124V123H215ZM229 124V123H228ZM250 124V123H249ZM1 125V124H0ZM32 125V124H31ZM43 125V124H42ZM42 125H39V126H42ZM74 125H75V123H74ZM105 125V124H104ZM104 125H102V126H104ZM116 125H117V123H116ZM136 125H138V124H136ZM163 125V124H162ZM168 125V124H167ZM166 125V126H167ZM170 125V124H169ZM175 125V124H174ZM176 125H177V123H176ZM202 125V124H201ZM208 125V124H207ZM224 125V124H223ZM222 125V126H223ZM243 125V124H242ZM248 125V124H247ZM251 125V124H250ZM258 125H259V123H258ZM9 126V125H8ZM120 126V125H119ZM122 126V125H121ZM120 126V127H121ZM127 126V125H126ZM139 126V125H138ZM160 126V125H159ZM165 125H164V127L163 126H161L164 130L165 129H170V127H168V128H165L166 127ZM180 127H181V125H179ZM178 126V127H179ZM188 126V125H187ZM226 126V125H225ZM252 126V125H251ZM15 127V126H14ZM19 127V126H18ZM23 127V126H22ZM33 127V126H32ZM31 127V128H32ZM53 127H54V125H53ZM52 127V128H53ZM59 127V126H58ZM57 127V128H58ZM61 127V126H60ZM84 127V126H83ZM105 127V126H104ZM118 127V126H117ZM133 127V126H132ZM142 127V126H141ZM146 127V126H145ZM153 127V126H152ZM160 127V128H161ZM172 127V126H171ZM204 127V126H203ZM248 127H250V126H248ZM258 127V126H257ZM3 128V127H2ZM11 128V127H10ZM17 128V127H16ZM15 128V129H16ZM42 128V127H41ZM48 128V127H47ZM81 128V127H80ZM115 128V127H114ZM148 128V127H147ZM160 128H158V129H160ZM161 128V129H162ZM173 128V127H172ZM221 128V127H220ZM227 128V127H226ZM247 128V127H246ZM245 128V129H246ZM253 128V127H252ZM40 129V128H39ZM42 129H45V128H42ZM49 129V128H48ZM79 129V128H78ZM103 129V128H102ZM122 129V128H121ZM127 129H129V128H127ZM131 129H133V128H131ZM149 129V128H148ZM157 129V128H156ZM155 129V130H156ZM181 129V128H180ZM210 129V128H209ZM241 129V128H240ZM256 129V128H255ZM5 130V129H4ZM22 130V129H21ZM26 130V129H25ZM24 130V131H25ZM37 130H38V128H37ZM53 130V129H52ZM55 130V129H54ZM58 130V129H57ZM108 130V129H107ZM123 130V129H122ZM130 130V129H129ZM133 130H135V129H133ZM138 130H139V128H138ZM143 130V129H142ZM185 130V129H184ZM205 130V129H204ZM223 130V129H222ZM221 130V131H222ZM233 130V129H232ZM237 130V129H236ZM253 130V129H252ZM261 130V129H260ZM27 131V130H26ZM40 131V130H39ZM45 131V130H44ZM50 130H48V132H49ZM56 131V130H55ZM55 131H54V133H55ZM59 131V130H58ZM61 131V130H60ZM64 131V130H63ZM76 131V130H75ZM79 131V130H78ZM88 131V130H87ZM128 131V130H127ZM157 131V130H156ZM166 131V130H165ZM174 131V130H173ZM194 131V130H193ZM242 131V130H241ZM261 131H263V130H261ZM33 132V131H32ZM37 131L35 130V133H36ZM62 132V131H61ZM82 132V131H81ZM95 132V131H94ZM142 132V131H141ZM154 132V131H153ZM157 132H159V130L157 131ZM166 132H168V131H166ZM176 132V131H175ZM210 132V131H209ZM227 132V131H226ZM244 132V131H243ZM242 132V133H243ZM246 132V131H245ZM16 133V132H15ZM26 132H24V134H25ZM28 133H30V130L28 131ZM28 133H26V134H28ZM39 133V132H38ZM44 133V132H43ZM53 133V134H54ZM58 133V132H57ZM103 134H104V132H102ZM111 133V132H110ZM113 133V132H112ZM111 133V134H112ZM114 133H115V131H114ZM114 133L112 134V135H114ZM128 133V132H127ZM133 135H134V133L133 132H131ZM136 133V132H135ZM144 132H142V134H143ZM154 133H156V132H154ZM160 133V132H159ZM182 133V132H181ZM183 133H185V132H183ZM188 133V132H187ZM190 133V132H189ZM225 133V132H224ZM231 133V132H230ZM264 133V132H263ZM30 134H32V133H30ZM40 134V133H39ZM41 134H42V132H41ZM51 135H52V133H50ZM49 134V135H50ZM79 134V133H78ZM84 134H86V131H85V133ZM103 134H97V135H100V138H101V136L103 135ZM116 135H117V137L116 138H118L119 136H122L123 134L125 135V137L126 136H129V135H131V134H129V135H126V132L124 131H116V133H115ZM142 134H139V136L140 135H142ZM153 134V133H152ZM162 134V133H161ZM174 134V133H173ZM176 134V133H175ZM199 134V133H198ZM206 134H208V133H206ZM256 134V133H255ZM8 135V134H7ZM23 135V134H22ZM35 135V134H34ZM44 135V134H43ZM46 135V134H45ZM48 135V134H47ZM67 135V134H66ZM90 135H92L91 133H90ZM107 135V134H106ZM110 134L108 133V136H109ZM148 135V134H147ZM146 134L144 135V136H147ZM157 135V134H156ZM171 135V134H170ZM180 135V134H179ZM215 135V134H214ZM221 135V134H220ZM224 135V134H223ZM236 135V134H235ZM241 135V134H240ZM256 135H258V134H256ZM15 136H17V135H15ZM30 136V135H29ZM63 136V135H62ZM73 136V135H72ZM79 136V135H78ZM86 136V135H85ZM105 136V135H104ZM103 136V137H104ZM115 136V135H114ZM136 136V135H135ZM154 136V135H153ZM158 136V135H157ZM156 136V137H157ZM207 136V135H206ZM232 136V135H231ZM247 136V135H246ZM255 136V135H254ZM262 136V135H261ZM19 137V136H18ZM25 137V136H24ZM88 137V136H87ZM92 137H94V139H97V138H95L96 137V135L95 136H93L92 135ZM112 137V136H111ZM110 137V138H111ZM124 136H122V138H123ZM137 137V136H136ZM192 137V136H191ZM228 137H229V135H228ZM6 138H8V137H6ZM20 138V137H19ZM32 138V137H31ZM33 138H34V136H33ZM40 138H41V136H40ZM85 138V137H84ZM104 138H106V140H108L109 138L108 137H104ZM114 138V137H113ZM133 138V137H132ZM138 138V137H137ZM162 138V137H161ZM160 138V139H161ZM183 138H185V137H183ZM218 138V137H217ZM217 138H215V139H217ZM227 138V137H226ZM246 138V137H245ZM18 139V138H17ZM22 139V138H21ZM21 139H20V141H21ZM27 139V138H26ZM49 139V138H48ZM70 139V138H69ZM77 139V138H76ZM92 139V138H91ZM93 139V140H94ZM103 139V138H102ZM120 139H121V137H120ZM124 139V138H123ZM122 139V140H123ZM130 139V138H129ZM135 139V138H134ZM164 139V138H163ZM165 139H166V137H165ZM177 139V138H176ZM182 139V138H181ZM186 139V138H185ZM199 139V138H198ZM243 139V138H242ZM10 140V139H9ZM23 140V139H22ZM36 140V139H35ZM41 140V139H40ZM40 140H38V141H40ZM78 140V139H77ZM89 141H90V139H88ZM93 140H91V141H93ZM112 139H110V140H108V142L109 141H111ZM117 140V139H116ZM121 140V141H122ZM126 140V139H125ZM143 140V139H142ZM167 140H168V138H167ZM171 140H172V138H171ZM175 140V139H174ZM195 140V139H194ZM229 140V139H228ZM8 141V140H7ZM16 141V140H15ZM27 141V140H26ZM25 141V142H26ZM30 140H28V142H29ZM70 141V140H69ZM98 141V143L100 142V139L99 140H97ZM135 141V140H134ZM147 141H148V139H147ZM181 141V140H180ZM184 141V140H183ZM189 141V140H188ZM207 141V140H206ZM223 141H225V140H223ZM233 141V140H232ZM244 141V140H243ZM33 142H35L36 143V141H33ZM47 142V141H46ZM51 142H52V140H51ZM59 142V141H58ZM67 142H68V140H67ZM80 142V141H79ZM96 142V141H95ZM102 142L103 141H101L100 143L102 144ZM107 142V141H106ZM120 142V141H119ZM153 142V141H152ZM161 142V141H160ZM208 142V141H207ZM250 142V141H249ZM5 143V142H4ZM23 143V142H22ZM31 143V142H30ZM54 143V142H53ZM72 143V142H71ZM70 143V144H71ZM92 143H94V142H92ZM99 143V144H100ZM103 143H105V141L103 142ZM111 143V142H110ZM116 143V142H115ZM125 143V142H124ZM127 143V142H126ZM131 143V142H130ZM155 143H157V142H155ZM198 143V142H197ZM199 143H200V141H199ZM218 143H219V141H218ZM241 143V142H240ZM253 143V142H252ZM257 143V142H256ZM255 143V144H256ZM13 144V143H12ZM19 144V143H18ZM25 144V143H24ZM43 144V143H42ZM50 144V143H49ZM75 144V143H74ZM89 144V143H88ZM106 144V143H105ZM120 144V143H119ZM158 144V143H157ZM161 144V143H160ZM171 144V143H170ZM174 144V143H173ZM172 144V145H173ZM196 144V143H195ZM232 144V143H231ZM260 144V143H259ZM6 145V144H5ZM4 145V146H5ZM10 145H11V143H10ZM22 145V144H21ZM25 145H27V144H25ZM35 145V144H34ZM56 145V144H55ZM108 145V144H107ZM112 145V144H111ZM137 145V144H136ZM152 145V144H151ZM156 145V144H155ZM185 145V144H184ZM187 145V144H186ZM218 145V144H217ZM257 145V144H256ZM9 146V145H8ZM7 146V147H8ZM12 146V145H11ZM15 146H16V142H15ZM18 146V145H17ZM12 147V148H10L9 147V149H11L12 150V152L14 151V152H17L18 150H20L18 147ZM30 146V145H29ZM31 146H32V144H31ZM47 146V145H46ZM89 146V145H88ZM96 146V145H95ZM99 146V145H98ZM117 146V145H116ZM131 146V145H130ZM138 146V145H137ZM145 146V145H144ZM160 146V145H159ZM165 146V145H164ZM171 146V145H170ZM202 146V145H201ZM215 146V145H214ZM228 146V145H227ZM250 146V145H249ZM33 147V146H32ZM37 147V146H36ZM55 147V146H54ZM63 147H64V145H63ZM67 147V146H66ZM73 147V146H72ZM80 147V146H79ZM83 147V146H82ZM110 147V146H109ZM135 147V146H134ZM141 147V149H143L144 147L143 146H140ZM139 147V148H140ZM143 147V148H142ZM168 148H169V146H167ZM218 147H219V145H218ZM217 147V148H218ZM221 147V146H220ZM229 147V146H228ZM259 147V146H258ZM4 148V147H3ZM40 148H42L41 146H40ZM57 148V147H56ZM62 148V147H61ZM61 148H60V150H61ZM94 148V147H93ZM102 148V147H101ZM151 148V147H150ZM158 148V147H157ZM165 148V147H164ZM163 148V149H164ZM174 148V147H173ZM186 148V147H185ZM205 148V147H204ZM213 148V147H212ZM238 148H240V147H238ZM9 149H8V153L11 151H9ZM27 149V148H26ZM33 149V148H32ZM43 149V148H42ZM50 149V148H49ZM55 149V148H54ZM59 149V148H58ZM69 149V148H68ZM75 149H76V147H75ZM118 149V148H117ZM147 149H149V146L147 147ZM234 149V148H233ZM237 149V148H236ZM17 150V151H16ZM24 150V149H23ZM41 150V149H40ZM63 150V149H62ZM72 150V149H71ZM84 150H86V149H84ZM94 150V149H93ZM92 150V151H93ZM114 150V149H113ZM180 150V149H179ZM187 150V149H186ZM186 150H184V151H186ZM200 150V149H199ZM241 150V149H240ZM249 150V149H248ZM3 151V150H2ZM33 151H35V150H33ZM78 151H80V150H78ZM77 151V152H78ZM96 151V150H95ZM115 151V150H114ZM142 151V150H141ZM158 151V150H157ZM11 152V153H12ZM51 151H49V153H50ZM62 152V151H61ZM66 152V151H65ZM103 152V151H102ZM110 152H111V150H110ZM122 152V151H121ZM125 152V151H124ZM132 152V151H131ZM144 152V151H143ZM165 152V151H164ZM173 152V151H172ZM177 152V151H176ZM219 152V151H218ZM258 152V151H257ZM30 153V152H29ZM28 153V154H29ZM38 153V152H37ZM41 153V152H40ZM45 153H48V152H45ZM53 153H55V152H53ZM84 153H85V151H84ZM95 153V152H94ZM98 153V152H97ZM96 153V154H97ZM119 153V152H118ZM129 153V152H128ZM134 153V152H133ZM149 153V152H148ZM208 153V152H207ZM216 153V152H215ZM231 153V152H230ZM65 154V153H64ZM67 154V153H66ZM77 154V153H76ZM91 154H93V153H91ZM112 154V153H111ZM139 154V153H138ZM181 154V153H180ZM179 154V155H180ZM204 154V153H203ZM245 154V153H244ZM43 155V154H42ZM63 155V154H62ZM78 155V154H77ZM80 155H82V154H80ZM84 155V154H83ZM124 155H126V154H124ZM143 155V154H142ZM201 155V154H200ZM205 155V154H204ZM11 156V155H10ZM16 156V155H15ZM24 156V155H23ZM34 156V155H33ZM70 156V155H69ZM89 156H90V154H89ZM92 156V155H91ZM112 156V155H111ZM139 156V155H138ZM158 156V155H157ZM187 156V155H186ZM211 156H212V154H211ZM216 156V155H215ZM233 156V155H232ZM264 156V155H263ZM3 157H5V156H3ZM20 157H22V156H20ZM44 157V156H43ZM46 157V156H45ZM61 157V156H60ZM66 157V156H65ZM64 157V158H65ZM74 157H75V154H74ZM108 157H109V153H108ZM122 157H124V156H122ZM196 157V156H195ZM199 157V156H198ZM245 157H246V155H245ZM254 157V156H253ZM6 158V157H5ZM13 158V157H12ZM28 158V157H27ZM35 158V157H34ZM38 158V157H37ZM51 158V157H50ZM53 158V157H52ZM57 158V157H56ZM68 158V157H67ZM80 158V157H79ZM98 158V157H97ZM107 158V157H106ZM118 158V157H117ZM129 158V157H128ZM146 158V157H145ZM169 158V157H168ZM206 158V157H205ZM216 158V157H215ZM236 158V157H235ZM241 158V157H240ZM29 159V158H28ZM85 159V158H84ZM133 159V158H132ZM131 159V160H132ZM137 159V158H136ZM182 159V158H181ZM207 159V158H206ZM244 159V158H243ZM250 159V158H249ZM252 159V158H251ZM4 160V159H3ZM14 160V159H13ZM46 160V159H45ZM111 160V159H110ZM120 161H121V163H122V165H123V159H119ZM204 160V159H203ZM211 160V159H210ZM228 160V159H227ZM231 160H233V158H231ZM245 160V159H244ZM27 161V160H26ZM53 161V160H52ZM78 161V160H77ZM84 161V160H83ZM107 161V160H106ZM124 161H125V158H124ZM155 161V160H154ZM161 161V160H160ZM217 161V160H216ZM243 161V160H242ZM10 162V163H9ZM17 162V161H16ZM16 162H14V163H16ZM18 162H19V160H18ZM31 162H32V160H31ZM58 162V161H57ZM100 162V161H99ZM108 162V161H107ZM117 162V161H116ZM126 163H127V159H126V161H125ZM158 162V161H157ZM156 162V163H157ZM165 162V161H164ZM204 162V161H203ZM220 162V161H219ZM218 162V163H219ZM225 162V161H224ZM249 162H251V161H249ZM3 164H8L9 163V166L8 167H10V165H11V163H12V161H10V160H8L7 158H6V160H4L3 162H2ZM14 163L12 164V165H14ZM23 163H25V162H23ZM28 163V162H27ZM45 163V162H44ZM50 163V162H49ZM81 163V162H80ZM101 163H103V162H101ZM121 163H119L118 162V166L116 167V169L120 166V168H122V167H125V166H122L121 167ZM175 163V162H174ZM179 163V162H178ZM190 163V162H189ZM188 163V164H189ZM197 163H198V161H197ZM202 163V162H201ZM235 163V162H234ZM240 163V162H239ZM257 163V162H256ZM18 164V163H17ZM20 164H21V162H20ZM32 164V163H31ZM30 164V165H31ZM67 164V163H66ZM65 164V165H66ZM90 164V163H89ZM92 164V163H91ZM125 164V163H124ZM132 164V163H131ZM138 164V163H137ZM162 164V163H161ZM177 164V163H176ZM187 164V163H186ZM212 164V163H211ZM1 165V164H0ZM28 165V164H27ZM27 165H26V167H27ZM42 165H44L45 166V164H42ZM41 165V166H42ZM47 165V164H46ZM53 165V164H52ZM55 165V164H54ZM78 165V164H77ZM85 165V164H84ZM102 165V164H101ZM125 165H127V164H125ZM128 165H130L129 164V162H128ZM127 165V166H128ZM139 165V164H138ZM138 165H136L135 164V166L134 165H132L131 167H129L128 168V170H125V171H128L129 173H130V171H131V169H132V167L134 166V167H138ZM163 165V164H162ZM166 165V164H165ZM172 165V164H171ZM181 165V164H180ZM229 165V164H228ZM233 165V164H232ZM250 164H247V165H241L240 167H236L237 169L235 170V171H226L223 175H222V177L223 178H225L226 180H227V182H228V180L230 179H232V178H238V177H240V174L242 173V174H244V177L246 176V178L248 177H250L251 175H254V177L253 176H251L252 178H254V179H256V180H258L259 178H263L264 177V170L262 171V172H256V176H255V172L253 171V169L255 168V167H251V166H249ZM252 165V164H251ZM260 165V164H259ZM35 166H37V165H35ZM48 166V165H47ZM93 166V165H92ZM104 166H106V165H104ZM141 167L142 166H144L143 164L142 165H140ZM146 166H147V164H146ZM146 166H144V167H146ZM151 166V165H150ZM159 166V165H158ZM157 166V167H158ZM182 166H184V164L182 165ZM227 166V165H226ZM230 166V165H229ZM253 166H256V165H253ZM258 166V165H257ZM54 167V166H53ZM67 166H65V168H66ZM70 167V166H69ZM72 167V166H71ZM77 167V166H76ZM85 167V166H84ZM141 167H139L138 169H140ZM144 167H142L143 169H144ZM155 167V166H154ZM196 167V166H195ZM232 167V166H231ZM5 168V167H4ZM7 168V167H6ZM11 168H12V166H11ZM23 168V167H22ZM46 169H44L43 168V170H41V171H39V172H35V171H33V172H30L29 173V175L27 174L26 176V178H28V176L29 177H31L32 179L33 178H35V181H36V178H38V180H40L39 178L41 177V179H42V177H44L43 178V180H44V182L43 183H45L43 186L42 185H37L36 183H38L37 181H36V183L34 184V182L32 181V179H30V178H28V179H30L29 181H32L31 183H33L32 185L31 184H29L28 183V185H27V183L26 184H24V183H18V184H21V185H23L24 184V187H22V186H20V185H18L17 184V186H14L13 185V183H12V185L14 186L13 188H15V187H17V188H15V189H11V187H10V189L9 188H7V190L5 191V193L4 194H6L5 196H3L2 195V199L0 198V212L1 211H4L5 210V212H7L6 210H9L10 212H11V210H13L12 212L13 213H10L9 211H8V213H6L5 215L3 214V215H1L0 216V230L2 229V230H4V229H9L10 227L11 228H16V227H18L19 228V226H21L22 227V225H24L25 223H27L29 220H31V219H33V220H35L36 218L38 219V217H39V215H40V212H41V217H42V213L44 212V213H46L47 211H49V212H51V211H54V210H59V209H61V206H63V202L64 201H62V200H64V199H62V197H67V198H69V195L68 196H64L65 194H66V192H68L69 190V192H73L74 193V191H76V190H74L75 189V187H73L74 186V183L77 181H75L74 183H72V187L70 188L68 185H69V183L67 184V186L66 185H63V183H64V181H65V179L64 178H66V177H68L67 178V180L68 179H70L69 177H71V176H69V174H67L68 176H66L65 177V175H66V173L64 174V176H60L61 178H63V179H61L60 177V179L58 178V175L56 174V172L57 171H60L59 169H56V171H54V170H50V169H48L47 167H45ZM56 168H57V166H56ZM61 168H63V167H61ZM81 168H82V166H81ZM97 168V167H96ZM120 168H118L116 171H118ZM125 168H127V167H125ZM124 168V169H125ZM141 168V169H142ZM147 168V167H146ZM146 168H145V170H146ZM183 168V167H182ZM186 168V167H185ZM201 168V167H200ZM217 168H218V166H217ZM246 168V170H244ZM252 168V170H249V169H251ZM262 168V167H261ZM16 169V168H15ZM35 169V168H34ZM34 169H32V170H34ZM53 169V168H52ZM73 169V168H72ZM78 169V168H77ZM101 169V168H100ZM107 168H105V173H104V170H102L101 169V171L100 170H98L97 172H94V176L95 177H93V175H92V180H95L94 178H96V179H102V182H100V184H98V186L99 187H101L100 189L102 190V187H104L103 189H105V186L106 187H111L112 185L114 186L113 188H115L116 186L117 187H119L120 188V186L122 185V186H124V185H127L129 182H131L127 177H128V175H126L125 174V171L124 170H122V171H120V173H122V172H124V174L126 175L125 177H126V179H128L129 180V182H127V181H124V180H126V179H124V175H123V177H120V176H122V175H120V174H117V172H116V176H110V175H114L113 173H112V170L114 171L115 170V168H113L112 167V170H111V168H108L109 170H111V172L110 171H107L106 170ZM136 169V168H135ZM140 169V172H143V173H141V175L142 174H144V171L143 170H141ZM167 169V168H166ZM169 169H171V168H169ZM230 169V168H229ZM260 169V168H259ZM264 169V168H263ZM0 170L2 171V169L0 168ZM8 170V169H7ZM9 170H13V168L12 169H9ZM21 170V169H20ZM20 170H17V171H20ZM26 170V169H25ZM29 169H27V171H28ZM37 170V169H36ZM130 170V171H129ZM214 170V169H213ZM244 170V171H243ZM247 170H249L248 172H249V176H248V174H246V173H248L247 172ZM256 171L258 170V169H255ZM5 171V170H4ZM65 171V170H64ZM64 171L62 172V174H61V171L59 172L61 175H63V173H64ZM74 171V170H73ZM81 171V170H80ZM103 171V172H102ZM106 171L107 172H110L109 173V175L106 173ZM132 171H133V169H132ZM165 171V170H164ZM168 171V170H167ZM175 171V170H174ZM215 171V170H214ZM223 171V170H222ZM225 171V170H224ZM243 171V172H242ZM252 171V173L253 174H251L250 172ZM260 171V170H259ZM3 172V171H2ZM15 172V171H14ZM13 172V173H14ZM21 172V171H20ZM55 172V173H54ZM70 172V171H69ZM82 172V171H81ZM115 172V171H114ZM128 172H127V174H128ZM138 171L137 170H135V176H137V174H139V173H137ZM159 172V171H158ZM180 172V171H179ZM192 172V171H191ZM12 173V172H11ZM27 173V172H26ZM76 173V172H75ZM119 173V172H118ZM137 173V174H136ZM172 173V172H171ZM187 173V172H186ZM203 173V172H202ZM209 173V172H208ZM214 173V172H213ZM261 174V176H258L257 177V175L258 174ZM15 174H17V173H15ZM19 174V173H18ZM17 174V175H18ZM59 174V175H60ZM71 174H73V173H71ZM79 174V173H78ZM85 174V173H84ZM107 174V175H106ZM123 174V173H122ZM132 173H130L129 175H131ZM156 174V173H155ZM211 174V173H210ZM215 174H217L216 172H215ZM251 174V175H250ZM259 174V175H260ZM3 175V174H2ZM16 175V176H17ZM21 175V174H20ZM20 175H19V177H20ZM24 175H25V173H24ZM82 175V174H81ZM140 175V174H139ZM148 175V174H147ZM151 175V174H150ZM167 175V174H166ZM166 175H164V176H166ZM189 175V174H188ZM199 175H200V173H199ZM207 175V174H206ZM79 176V177H78ZM110 176V177H109ZM132 176V175H131ZM131 176H129L130 178H131ZM134 176V175H133ZM134 176V177H135ZM144 176H145V174L144 175H142V176H138L137 178H140V177H143V179H144ZM169 176V175H168ZM184 176V175H183ZM197 176V175H196ZM217 176V175H216ZM238 176V177H237ZM241 176H243V175H241ZM6 177V176H5ZM22 177V176H21ZM25 177V176H24ZM73 177V176H72ZM76 177H77V179H78V181H79V178H80V181L83 183H81V182H76V183H80L81 185H82V187L81 188H77L78 190V192H79V189H83V190H85L84 189V187H85V185L87 184H90V186L94 183V181H91V179H90V177H91V175L89 176L88 175V178L90 179H88L89 180V182L88 181H84L87 177H85V179L83 180V179H81L82 178V176H80V175H76ZM134 177H132V179H134ZM158 177V176H157ZM176 177V176H175ZM201 177V179H203V177L205 178L206 176H205V174H204V176L202 175V176H200ZM221 177V178H222ZM58 178V180H64L63 181V183H62V181H60L61 182V184L59 183V181L56 183V179ZM123 178V179H122ZM147 178V177H146ZM183 178V177H182ZM191 178V177H190ZM207 179L209 178V175L206 177ZM205 178V179H206ZM216 178V177H215ZM241 178V177H240ZM103 179H107V180H109L110 179V181H108V183L109 182H113L114 181V184L113 183H110V184H112L111 186L110 185H108L107 183L105 184H101V183H103ZM168 179V178H167ZM198 179H200V178H198ZM197 179V180H198ZM205 179H203V180H201V181H203L204 183L206 182L205 181ZM214 179V178H213ZM220 179V178H219ZM225 179H224V181H225ZM264 179V178H263ZM73 180V178H71V180L70 181H72ZM136 180V179H135ZM179 180H180V178H179ZM218 180V179H217ZM229 180V181H230ZM235 180V179H234ZM252 180V179H251ZM26 181V180H25ZM28 181V180H27ZM70 181H67V182H70ZM96 181V180H95ZM99 181V180H98ZM98 181H96L95 183H99ZM162 181V180H161ZM175 181V180H174ZM189 181H190V179H189ZM208 181V180H207ZM220 181H222V179L220 180ZM224 181H222V183L224 182ZM239 181V180H238ZM17 182V181H16ZM66 181H65V183H67ZM91 182H93V183H91ZM106 182V181H105ZM116 182V183H115ZM134 182V181H133ZM132 182V183H133ZM152 182V181H151ZM178 182V181H177ZM198 182V181H197ZM218 182V181H217ZM226 181H225V183H227ZM232 182V181H231ZM230 182V183H231ZM256 182V181H255ZM40 183V182H39ZM59 183V184H58ZM64 183V184H65ZM86 183V184H85ZM94 183V184H95ZM117 183H119V184H117ZM121 183H123V184H121ZM137 183V182H136ZM184 183V182H183ZM225 183H224V185H225ZM8 184H10V183H8ZM85 184V185H84ZM93 184V185H94ZM213 184H215V183H213ZM78 185V184H77ZM108 185V186H107ZM120 185V186H119ZM165 185V184H164ZM163 185V186H164ZM179 185V184H178ZM185 185V184H184ZM218 185H220V186H222L221 185V182L220 183H218ZM223 185V186H224ZM236 185V184H235ZM250 185V184H249ZM10 186V185H9ZM8 186V187H9ZM42 186V187H41ZM71 186V185H70ZM75 186H76V184H75ZM79 186V185H78ZM95 186V185H94ZM94 186H92V187H94ZM130 186V185H129ZM145 186V185H144ZM174 186V185H173ZM182 186V185H181ZM220 186H219V188H220ZM256 186V185H255ZM88 186H86L85 188H87ZM92 187H88L87 189H86V193H88L87 192V190H91V188ZM98 187V188H99ZM159 187V186H158ZM170 187V186H169ZM174 187H176V186H174ZM178 187V186H177ZM184 187V186H183ZM248 187V186H247ZM72 188H74L73 189V191H71V189ZM90 188V189H89ZM96 188H97V184H96ZM96 188H94V190L96 189ZM97 188V189H98ZM138 188V187H137ZM156 188V187H155ZM240 188V187H239ZM1 189V188H0ZM3 189V188H2ZM6 189V188H5ZM25 189V190H24ZM116 189V188H115ZM122 189V188H121ZM173 189V188H172ZM181 189V188H180ZM185 189V188H184ZM188 189V188H187ZM190 189V188H189ZM201 189V188H200ZM257 189V188H256ZM34 190L38 193V192H40L41 190V192L40 193H42V192H46V193H48V194H46L45 192V194L47 195L45 198L43 197H41V198H38V199H34V200H31L30 198L27 200L26 198H23V197H25L26 195H30V194H34V193H36V192H34ZM40 190V191H39ZM94 190H92V191H94ZM99 190V189H98ZM112 190V189H111ZM118 190V189H117ZM132 190V189H131ZM167 190V189H166ZM199 190V189H198ZM213 190V189H212ZM231 190V189H230ZM25 191V192H24ZM29 191H31V193L29 192ZM33 191V192H32ZM107 191V190H106ZM122 191V190H121ZM130 191V190H129ZM134 191V190H133ZM136 191V190H135ZM138 191V190H137ZM148 191V190H147ZM194 191V190H193ZM202 191V190H201ZM209 191V190H208ZM211 191V190H210ZM240 191V190H239ZM246 191V190H245ZM253 191V190H252ZM24 192V193H23ZM28 192V193H27ZM99 192V191H98ZM111 192V191H110ZM120 192V191H119ZM126 192V191H125ZM131 192V191H130ZM139 192H140V190H139ZM139 192H137V193H139ZM156 192V191H155ZM161 193H162V191H160ZM169 192V191H168ZM188 192V191H187ZM216 192V191H215ZM222 192V191H221ZM70 193V196L71 195H73V193L71 194ZM117 193V192H116ZM121 193V192H120ZM128 193V192H127ZM126 193V194H127ZM133 193V192H132ZM136 193V197H135V195L134 196H130L129 198L130 199H132V200H137V194ZM165 193V192H164ZM178 193H180V194H177V193H173L172 191H171V193H166L165 195H163V196H160L159 194V196H156V197H154L153 199L151 198L150 200H143L141 203V205L139 204V206H137L136 207V209H133V210H122V211H116L115 210V213L113 212V211H111V212H107L106 210H103V209H100L98 212H96V211H91L90 209L92 208H90V209H88L89 207H90V204L88 205L89 207H87V211L85 212V211H81L83 214H78V215H80V216H75L73 219H71L73 222H74V224H76V223H79V222H89L90 224L91 223H94V225H96V224H98V225H101V227H103L104 226V228L103 229H107V228H105V227H108V228H110V226H112V224L115 222V220L116 219H119V221H120V219L122 220H126V219H128L129 217H131L132 219L134 218L135 220L137 219L138 220V222H139V220H140V223L143 221V220H145V219H148L149 220V218H151L152 219V217L154 218V216H156V217H158L157 216V214L158 215H161V214H159V213H161V212H166V211H168L169 213H171L170 212V210H172L173 211V213H175L176 214V211H174V210H177L178 211V209L180 210L184 205L185 206H187L186 205V203L188 202V201H190L191 200V198L189 197V195L188 196H186V194L184 195V194H181V192H178ZM228 193V192H227ZM232 193V192H231ZM245 193V192H244ZM20 194H22L23 195V197H22V195H20ZM25 194V195H24ZM69 194V193H68ZM98 194V193H97ZM113 194V193H112ZM119 194V193H118ZM131 194V193H130ZM154 194V193H153ZM157 194V193H156ZM192 194V193H191ZM222 194H224V193H222ZM230 194V193H229ZM233 194V193H232ZM237 194H239V193H237ZM251 194V193H250ZM35 195V194H34ZM37 195V194H36ZM75 195V194H74ZM73 195V196H74ZM78 195H80V193L78 194ZM77 194H76V196H78ZM117 195V194H116ZM129 195V194H128ZM207 195V194H206ZM228 195V194H227ZM236 195V194H235ZM253 195V194H252ZM33 196V195H32ZM41 196V195H40ZM72 196V197H73ZM84 196H85V194H84ZM110 196V195H109ZM123 196H126V195H123ZM155 196V195H154ZM208 196V195H207ZM245 196V195H244ZM27 197V196H26ZM34 197V196H33ZM98 197V196H97ZM104 197H105V195H104ZM140 197V196H139ZM145 197V196H144ZM250 197H251V199H250V201L248 200L249 199V197L247 198V200L246 201H249V202H245V204L240 208V209H238V211H237V209H235L237 212L235 213V212H233V213H235V215H233L232 214V212H231V214L233 215V217L231 216V214H230V216L232 217H230L228 220H227V222H228V224H230L231 226H237V225H239L241 222H243V220H245V221H247L246 219H244L245 217H248V215L250 214V213H253L252 211H255L256 212V210L257 209H260V212L261 211H264V190H262V191H259L256 195H254V196H251L250 195ZM6 198V199H5ZM37 198V197H36ZM86 198V197H85ZM92 198H93V196H92ZM120 198V197H119ZM123 198V197H122ZM193 198V197H192ZM195 198V197H194ZM204 198V197H203ZM207 198V197H206ZM240 198V197H239ZM39 199H41V200H39ZM66 199V198H65ZM74 199V198H73ZM78 199H80V198H78ZM82 199V198H81ZM99 199H100V197H99ZM103 199V198H102ZM116 199V198H115ZM121 199V198H120ZM125 199V198H124ZM127 199H128V196H127ZM142 199V198H141ZM30 200V201H29ZM69 200H70V198H69ZM83 200H85V199H83ZM88 200H89V198H88ZM91 200V199H90ZM104 200H106V199H104ZM118 200V199H117ZM200 200V199H199ZM240 200V199H239ZM25 201V202H24ZM26 201H29L28 203L29 204H31V205H33L32 207H31V209H30V211L28 210V211H22V210H24V209H21V208H23L22 206L24 205V204H22V205H18L19 203L21 204V203H26ZM68 201V200H67ZM75 201V200H74ZM113 201V200H112ZM130 201V200H129ZM139 201V200H138ZM66 202V201H65ZM70 202V201H69ZM85 202H87V201H85ZM108 202V201H107ZM125 202V201H124ZM192 202V201H191ZM67 203V202H66ZM71 203V202H70ZM84 203V202H83ZM101 203V202H100ZM138 203H140V202H138ZM69 204V203H68ZM103 204H105V203H103ZM111 204H112V202H111ZM203 204V203H202ZM30 205V206H31ZM37 205H41L42 207H41V211H39L40 209H38V206ZM70 205V204H69ZM78 205V204H77ZM127 205V204H126ZM135 205H136V203H135ZM75 206H76V203H75ZM86 206V205H85ZM133 206V205H132ZM182 206V207H181ZM37 207V208H36ZM66 207V206H65ZM70 207V206H69ZM95 207V206H94ZM119 207V206H118ZM128 207V206H127ZM220 207V206H219ZM233 207V206H232ZM51 208V209H50ZM111 208V207H110ZM16 209V211H14ZM75 209H76V207H75ZM96 209V208H95ZM94 209V210H95ZM189 209V208H188ZM195 209V208H194ZM20 210V211H19ZM62 210V209H61ZM68 210V209H67ZM89 210V211H88ZM186 210V209H185ZM227 210H229L228 208H227ZM227 210H223V212H218V214H214L213 216H211V217H209V219L208 220H206V221H203L201 224H199L200 226H201V228L203 227V228H210L211 227V225L213 226V225H215V224H219L220 223V221L221 220H223V218H222V216L224 215H226V214H229L230 213V211H227ZM232 210V209H231ZM72 211V210H71ZM212 211V210H211ZM234 211V210H233ZM15 212V213H14ZM58 212V211H57ZM59 212H60V210H59ZM184 212V211H183ZM198 212V211H197ZM208 212V211H207ZM255 212H254V214H255ZM2 213V212H1ZM10 213V214H9ZM43 213V214H44ZM62 213V212H61ZM64 213V212H63ZM62 213V214H63ZM203 213V212H202ZM257 213H258V211H257ZM264 213V212H263ZM21 214H23V215H21ZM47 214V213H46ZM45 214V215H46ZM60 214V213H59ZM58 214V215H59ZM73 214V213H72ZM165 214H168V213H165ZM185 214V213H184ZM67 215H69L70 216V214L69 213H67ZM190 215H191V213H190ZM202 215V214H201ZM261 215V214H260ZM263 215V214H262ZM2 216H4V217H2ZM38 216V217H37ZM60 216V215H59ZM64 216V215H63ZM73 216V215H72ZM250 216V215H249ZM253 216V215H252ZM257 216H258V214H257ZM43 217H45L44 215H43ZM47 217H49V216H47ZM65 217V216H64ZM68 217V216H67ZM155 217V218H156ZM174 217H176V216H174ZM179 218V217H178ZM181 218H182V216H181ZM184 218V217H183ZM225 218V217H224ZM252 218V217H251ZM254 218V217H253ZM255 218H256V216H255ZM258 218V217H257ZM60 219V218H59ZM206 219H207V217H206ZM248 219H250V218H248ZM261 219V218H260ZM43 220V219H42ZM45 220V219H44ZM58 220V219H57ZM129 220V219H128ZM127 220V221H128ZM182 220V219H181ZM205 220V219H204ZM226 220V219H225ZM37 221L38 220H36V223H37ZM64 221V220H63ZM67 221V220H66ZM70 221V220H69ZM118 221V220H117ZM131 221V220H130ZM146 221V220H145ZM250 221V220H249ZM60 222V221H59ZM71 222V221H70ZM69 222V223H70ZM132 222V221H131ZM134 222V221H133ZM137 222V221H136ZM177 222V221H176ZM205 222V223H204ZM222 222V221H221ZM226 222V221H225ZM96 223V224H95ZM121 223V222H120ZM119 223V224H120ZM140 223H138V224H140ZM147 223V222H146ZM151 223V222H150ZM160 223V222H159ZM161 223H162V221H161ZM175 223V222H174ZM199 223V222H198ZM247 223V222H246ZM30 224V223H29ZM49 224H50V222H49ZM60 224V223H59ZM68 224V223H67ZM84 224V223H83ZM114 224H116V223H114ZM113 224V226H116V225H114ZM118 224V223H117ZM123 224V223H122ZM245 224V223H244ZM250 224V223H249ZM129 225V224H128ZM134 225V224H133ZM141 225H142V223H141ZM174 225V224H173ZM194 225H197V222H195V221H193L192 219L190 220V219H187L186 221H184L183 223H179V224H176L174 227H172V229H174L173 231L175 232L176 231V233L179 231V233H183V231H186L188 228H190V227H195ZM227 225V224H226ZM260 225V224H259ZM46 226V225H45ZM66 226V225H65ZM91 226V225H90ZM93 226V225H92ZM112 226V227H113ZM160 226V225H159ZM158 226V227H159ZM172 226V225H171ZM199 226V227H200ZM220 226V225H219ZM240 226V225H239ZM242 226V225H241ZM36 227V226H35ZM56 227V226H55ZM70 227H73V225L71 224V226ZM89 227V226H88ZM96 227H97V225H96ZM259 227V226H258ZM262 227V226H261ZM10 228V229H11ZM30 228H31V226H30ZM76 228V227H75ZM86 228V227H85ZM120 228H122V227H120ZM119 228V229H120ZM134 228V227H133ZM260 228V227H259ZM264 228V227H263ZM58 229V228H57ZM71 229V228H70ZM81 229V228H80ZM113 229H115L114 231H115V233L117 232L116 230V228L115 227H113ZM124 229V228H123ZM167 229V228H166ZM245 229V228H244ZM253 229V228H252ZM23 230H25V229H23ZM37 230V229H36ZM44 230H45V228H44ZM61 230H64V229H61ZM98 230V229H97ZM101 230V229H100ZM109 231L111 230L112 231V228L111 229H108ZM125 230V229H124ZM130 230V229H129ZM137 230H138V228H137ZM147 230H148V227H147ZM151 230V229H150ZM202 230V229H201ZM15 231V230H14ZM46 231V230H45ZM95 231V230H94ZM114 231L112 232V234L110 233V237L111 238H113L116 234L114 233ZM123 231V230H122ZM121 231V232H122ZM156 231V230H155ZM234 231V230H233ZM236 231V230H235ZM33 232V231H32ZM48 232V231H47ZM55 232V231H54ZM59 232V231H58ZM103 232V231H102ZM120 231L119 232H117V235H120V233H121ZM132 232H133V230H132ZM157 232V231H156ZM164 232V231H163ZM187 232V231H186ZM196 232H198V231H196ZM223 232V231H222ZM253 232V231H252ZM17 233V232H16ZM19 233V232H18ZM43 233V232H42ZM50 233V232H49ZM57 233V232H56ZM73 233V232H72ZM119 233V234H118ZM136 233V232H135ZM152 233V232H151ZM169 233V232H168ZM173 233V232H172ZM178 233V234H179ZM225 233V232H224ZM33 234V233H32ZM35 234V233H34ZM40 234V233H39ZM44 234H46V233H44ZM62 234V233H61ZM61 234H59V235H61ZM80 234V233H79ZM161 234V233H160ZM159 234V235H160ZM180 234V235H181ZM20 235H21V233H20ZM50 235V234H49ZM54 235V234H53ZM72 235V234H71ZM104 235H106V234H104ZM103 235V236H104ZM126 235V234H125ZM156 235H158V234H156ZM155 235V236H156ZM162 235V234H161ZM195 235H197V234H195ZM217 235V234H216ZM215 235V236H216ZM221 235V234H220ZM234 235V234H233ZM239 235V234H238ZM243 235V234H242ZM7 236V235H6ZM25 236V235H24ZM28 236V235H27ZM94 236V235H93ZM98 236V235H97ZM109 236V235H108ZM123 236V235H122ZM133 236V235H132ZM163 236V235H162ZM169 236H170V234H169ZM177 236V235H176ZM189 236V235H188ZM199 236V235H198ZM37 237V236H36ZM95 237V236H94ZM153 237H154V235H153ZM152 237V235H150V236H144V237H142L139 241H135L136 243L134 244V245H132L131 247H126V248H124L125 246H123V248L122 249H116V250H114V251H111L110 253H108L106 256H104V258L103 259H101V260H99V261H96V262H93V263H89V264H121V262H123L124 264L126 263L125 261L127 260V263H129L130 264V260L131 259H129V258H135V256H137L136 257V259L137 258H139L138 257V255L140 256L141 255V253L142 252H144V251H146V253H145V255L146 254H151V252H149V250L150 249H152V246L155 244V239L156 238H158V237H155V239ZM186 237V236H185ZM192 237H194V236H192ZM204 237V236H203ZM213 237V236H212ZM219 237V236H218ZM225 237V236H224ZM53 238V237H52ZM51 238V239H52ZM75 238V237H74ZM101 238V237H100ZM122 238V237H121ZM153 238V239H152ZM162 238V237H161ZM170 238V237H169ZM177 239H179V237H176ZM6 239V238H5ZM11 239V238H10ZM43 239V238H42ZM56 239V238H55ZM123 239V238H122ZM137 239H138V237H137ZM136 239V240H137ZM40 240H41V238H40ZM78 240V239H77ZM101 240V239H100ZM117 240V239H116ZM119 240V239H118ZM127 240H128V238H127ZM133 240V239H132ZM150 240H151V243H152V241H153V245H151V243H150ZM162 240V239H161ZM192 240V239H191ZM201 240V239H200ZM220 240V239H219ZM54 241V240H53ZM52 241V242H53ZM64 241V240H63ZM70 241V240H69ZM73 241V240H72ZM80 241H82V240H80ZM105 241V240H104ZM103 241V242H104ZM111 241V240H110ZM158 241V240H157ZM210 241V240H209ZM51 242V241H50ZM96 242V241H95ZM111 242H113V241H111ZM121 242V241H120ZM164 242V241H163ZM173 242H174V240H173ZM62 243V242H61ZM75 243V242H74ZM86 243V242H85ZM91 243V242H90ZM181 243V242H180ZM183 243V242H182ZM187 243V242H186ZM198 243V242H197ZM226 243H227V241H226ZM2 244V243H1ZM12 244V243H11ZM23 244V243H22ZM28 244H29V242H28ZM83 244V243H82ZM112 244V243H111ZM125 244V243H124ZM126 244H128V243H126ZM158 244V243H157ZM179 244V243H178ZM192 244H194V243H192ZM34 245V244H33ZM57 245V244H56ZM85 245V244H84ZM108 245V244H107ZM162 245V244H161ZM166 245V244H165ZM52 246V245H51ZM65 246V245H64ZM74 246V245H73ZM91 246H93V244L91 245ZM90 246V247H91ZM96 246V245H95ZM113 246V245H112ZM111 246V247H112ZM121 246V245H120ZM212 246V245H211ZM88 247V246H87ZM107 247V246H106ZM105 247V248H106ZM150 247V248H149ZM155 247V246H154ZM154 247H153V249H154ZM12 248V247H11ZM26 248V247H25ZM58 248V247H57ZM81 248H82V246H81ZM89 248V247H88ZM148 248H149V250H148ZM23 249V248H22ZM53 249V248H52ZM61 249V248H60ZM152 249V251H155V249L153 250ZM162 249V248H161ZM160 249V250H161ZM164 249V248H163ZM173 249V248H172ZM20 250V249H19ZM81 250V249H80ZM95 250V249H94ZM97 250V249H96ZM95 250V251H96ZM111 250V249H110ZM159 250V249H158ZM189 250V249H188ZM210 250V249H209ZM258 250V249H257ZM4 251V250H3ZM24 251V250H23ZM44 251H46V250H44ZM52 251V250H51ZM64 251H65V249H64ZM72 251V250H71ZM91 251H92V249H91ZM99 251V250H98ZM151 251V250H150ZM163 251V250H162ZM204 251V250H203ZM206 251V250H205ZM211 251V250H210ZM48 252V251H47ZM50 252V251H49ZM73 252V251H72ZM83 252V251H82ZM165 252V251H164ZM176 252V251H175ZM183 252V251H182ZM45 253V252H44ZM57 253V252H56ZM80 253V252H79ZM78 253V254H79ZM161 253V252H160ZM169 253V252H168ZM186 253V252H185ZM195 253V252H194ZM40 254V253H39ZM54 254V253H53ZM74 254V253H73ZM81 254V253H80ZM94 254V253H93ZM144 254V253H143ZM167 254V253H166ZM189 254V253H188ZM187 254V255H188ZM264 254V253H263ZM262 254V255H263ZM19 255H20V253H19ZM27 255V254H26ZM36 255V254H35ZM41 255H42V253H41ZM44 255V254H43ZM84 255H85V253H84ZM98 255V254H97ZM96 255V256H97ZM104 255V254H103ZM163 255V254H162ZM170 255V254H169ZM176 255V254H175ZM190 255V254H189ZM1 256V255H0ZM5 256V255H4ZM40 256V255H39ZM48 256V255H47ZM50 256V255H49ZM48 256V257H49ZM89 256V255H88ZM95 256V255H94ZM100 256V255H99ZM142 256V255H141ZM140 256V257H141ZM158 256V255H157ZM165 256V255H164ZM201 256V255H200ZM207 256V255H206ZM224 256V255H223ZM257 256V255H256ZM41 257V256H40ZM53 257H55V256H53ZM57 257H59V256H57ZM69 257V256H68ZM78 257V256H77ZM81 257V256H80ZM144 257V256H143ZM143 257H142V259H143ZM146 257V256H145ZM160 257V256H159ZM251 257V256H250ZM44 258H47L46 257V255H44V257H43V259ZM79 258V257H78ZM86 258H87V256H86ZM93 258V257H92ZM127 258V259H126ZM10 259V258H9ZM14 259H15V256H14ZM41 259V258H40ZM53 259V258H52ZM57 259V258H56ZM67 259V258H66ZM76 259V258H75ZM122 259H124V260H122ZM128 259H129V261H128ZM166 259V258H165ZM183 259V258H182ZM200 259V258H199ZM198 259V260H199ZM256 259H257V257H256ZM255 259V260H256ZM11 260H13V259H11ZM10 260V261H11ZM45 260V259H44ZM50 260V259H49ZM49 260H48V262H49ZM61 260V259H60ZM68 260H69V258H68ZM81 260V259H80ZM85 260V259H84ZM145 260V259H144ZM258 260V259H257ZM256 260V261H257ZM261 260H262V257H261ZM260 260V261H261ZM3 261V260H2ZM18 261L19 260H14L13 262H12V264H14V262H17L18 263ZM23 261V260H22ZM24 261H26V260H24ZM43 261V260H42ZM53 261H58V260H53ZM132 261H134V259L133 260H131V262ZM160 261V260H159ZM179 261V260H178ZM181 261V260H180ZM190 261V260H189ZM211 261V260H210ZM209 261V262H210ZM214 261V260H213ZM259 261V262H260ZM263 261V260H262ZM6 262V261H5ZM44 262V261H43ZM42 262V263H43ZM69 262V261H68ZM136 262H137V260H136ZM135 262V263H136ZM156 262V261H155ZM172 262H173V260H172ZM175 262H176V260H174V262H173V264H175ZM1 263V262H0ZM7 264L8 263H10L11 264V262H6ZM21 263V261L18 263V264H20ZM26 263V262H25ZM52 263V262H51ZM54 263V262H53ZM82 263V262H81ZM122 263V264H123ZM126 263V264H127ZM152 263V262H151ZM197 263H199V262H197ZM16 264V263H15ZM23 264V263H22ZM27 264H29V263H27ZM60 264H64V262L62 263V262H60ZM75 264V263H74ZM78 264V263H77ZM88 264V263H87ZM169 264V263H168ZM172 264V263H171ZM194 264H196V263H194ZM264 264V263H263Z\"/></svg>",
  "mask_w": 264,
  "mask_h": 264
}]
</instances>
